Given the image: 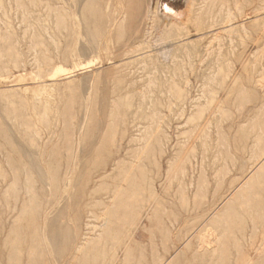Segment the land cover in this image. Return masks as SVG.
<instances>
[{
  "label": "rangeland",
  "instance_id": "374dc122",
  "mask_svg": "<svg viewBox=\"0 0 264 264\" xmlns=\"http://www.w3.org/2000/svg\"><path fill=\"white\" fill-rule=\"evenodd\" d=\"M9 1H7V0H0V24L3 21L5 22V23L3 22L2 25L0 26V60L1 61L4 60L3 61L4 62L3 64H5V66L2 65L1 62H0V66L1 65L4 66V67L7 66L6 69L5 68L0 69V72L3 71L2 73H0L1 74L0 75V153L2 152L0 154V158H1V156H3V159L5 160L4 161L1 158L3 160V161H1V159H0V182H1L0 183V189H1L0 190V194H1L0 195V198H1L0 199V202H1L0 203V245H1V247H0V253H3V254H0V264H9V261H7L6 258H8L7 257L8 256V248H9L10 242L12 241L11 239H13V237H15V240L16 241H17V239H19L21 241L27 242L28 237L27 236L25 237V235H27L25 233L29 231V229H28L29 228V222L26 221V217L27 216L30 217L29 213H31V211H28V209L29 210L30 209L31 210L34 209V208H32L33 204L35 205L34 207H36L37 209L41 205L43 207L45 206L46 208L49 207V208H47L48 210L50 209V211H47V209H45V213L47 212L46 213L47 214V220H44L42 218V221H41V217H40L39 218L40 222H39L38 228H37L38 233L40 235L42 234L41 236L39 235L40 238L41 237L42 238L41 239L39 238L40 241H39L38 244L40 245V248L43 246L41 249L44 248V251L45 252H43V253L46 255L45 256V261H46L47 264H50V263L51 264H55L56 263V262L52 261V258H53V260L54 259L57 260V263L56 264H59V263L61 264V261H62V264H68V262L70 263V260H72V258L70 259V257L73 255V253H75L74 252V249H72L73 248V245H74V247H75V245H77L75 243H79L81 245L84 242V240H85V242H87V241L89 242V243L88 242L87 243H83L82 246H84V247L86 245L91 244V241L93 242V244L91 246L90 245L87 246V248L82 247L80 249V251H81L80 253L82 254V256H81V254L79 252H77V255L79 256V264H81V263L82 264H100L101 261H102V263L104 262L105 264H108V263L109 264H133V263L134 264L135 263L137 264L138 261L141 262V263L139 262L138 264H143V263L145 264L146 262H147V264H152L153 262H154L153 264H155V263L156 264H159L158 257H161L162 255H163V257H162L163 258L162 259L163 262H160V264H164L165 261H166L165 264H172V263L173 264H197V262H198V264H202V263L210 264V262H211V264H230V263L231 264H264V243L261 242L264 239V198H263L264 197V166L262 167V170H260L258 172V174H257L259 176V180L257 181V184L254 187H252L251 184H248V186H244L238 192V194L234 195V197L232 196L233 200L231 198V195L233 194V191H234L233 189H235L236 187H238V185H240L244 181V179L251 172V170L254 167L258 166V163L264 157V97H263L264 96V91H263V89H264V71H263V69H264V27H263L264 26V21H263L264 20V0H221V1H219V0H210V1H206V0L205 1H203V0H193L192 1V3H193L192 7H193V10L195 11V13L199 14V13L202 12V13H208V14H203V16H202V22H201L200 26H197V25H194L193 23H190V24L187 25V28L180 29L178 33H177V30H176V28H177L176 25H177V22L179 23L180 21H176V23H173L171 20H169L165 16H164L165 18L163 17V15H160L159 16V14L161 13L160 12V3H157V2H163L164 1V2L170 3L175 8H181V9H183V8L186 7L185 5H186L187 0H141V3L143 1H145V2H143L141 4L142 6L140 5L141 8L142 7H144V8L141 9V11H142V14L141 15L142 16L140 17V19L138 21L135 22V24H137L136 25V28L134 27L135 26L134 24L131 25L129 23L130 21L128 22V20H129L128 16L127 17H123V15L121 16V12L120 11H122V8H121L122 5L117 0L116 1L115 0H110V1L109 0H101V2L99 3V5H101L100 7H102L103 5L104 6H103V8H100L99 6H97V9L100 8L99 12L101 13V15L103 17L102 18L103 20L97 21L95 19L96 17L95 16L93 17L92 14H91L88 17H89V19L91 18V20H93V23H90L91 20H88V18H85V16L83 18L80 17V19L78 21L79 25H81L82 31L79 32L80 33L79 34V37L76 38V39H78V41L80 39V41H82L81 44L84 43V46L79 43L80 41L79 42L78 41L76 42L75 40H73L72 42H70V45H69V39H67V35H66L67 31L65 30V24L62 25V26L61 25L59 26L57 24V19H56L55 14H60V13L63 14V12H64L63 11V7L65 5L63 3H65L64 2L65 0H55V4L53 3L54 0H9ZM106 1L107 2H110V3L107 4ZM114 1H115V3H117L116 6H115ZM84 2H85V4H87L86 2H89V0H82V3H84ZM94 2H95V4H97L96 1H94ZM234 2L236 3V5H234ZM260 2H263V3H260ZM59 3H60V5H59ZM42 4H43V7H42ZM61 4H63V5H61ZM106 5H108L110 7H107ZM119 5H120V7H117ZM112 6L114 7V9L115 8L116 9L118 8V9L117 10L115 9V11H114V9H113ZM258 6H262L263 8L261 9V7H258ZM36 7H37V9H36ZM38 7L39 8L42 7L43 9L41 8L40 9V12H39V8ZM147 7H150L149 8L148 16H147ZM208 7H209V9H208ZM27 8H28V10H26ZM157 8H158V13L156 12L157 11ZM235 8H238V10L235 9ZM155 9H156V11H155ZM32 10H33V12H32ZM261 10H262V12H261ZM16 12L18 14L14 15ZM41 12H43L45 14L47 13V14L46 15L45 14L43 15V13H41ZM94 12H95V10H94ZM155 12H156V14L154 15ZM217 13H220V14H217ZM27 14H28V16H26ZM105 14H107V15H105ZM259 15H261V16H259ZM16 16H17V18H16ZM108 16H109V19H108ZM51 17L52 18L54 17V18L52 19ZM18 18L19 19L21 18V19L19 20ZM31 18L32 19L34 18V19L31 20ZM209 18H210V21H209ZM107 19L110 22L107 21ZM112 19L117 24L114 23V22L112 23ZM45 20H46V22H44ZM13 22H14V25L16 23L17 26L16 25L14 26L12 24ZM18 22H19V25H18ZM24 22H25L26 26H23L24 25ZM80 22L82 24H80ZM94 22H96V23H94ZM122 22H123V24H122ZM127 22H128V24H127ZM232 22H234L235 24L232 23ZM262 23H263V25H261ZM9 24H12V25H9ZM36 24L38 25V28H36V26H37ZM50 24H52V25L49 26ZM53 24H55V26ZM88 24H89V26H88L89 29H91V25H92V31L87 28V25ZM227 25H229V26H227ZM242 25H243V28L241 27ZM19 26H20V28H19ZM39 26L41 27V29H39ZM46 26H48L49 28L51 27L53 29H51V28L49 29ZM223 26L224 27L226 26V27L224 28ZM21 27H24V28H22V30H21ZM28 27H30V28H28ZM96 27H98V28L96 29ZM126 27H128V28L126 29ZM156 27H157V29H156ZM169 27H171V28H169ZM227 27H231L232 29L227 28ZM218 28L221 29V30L220 29L218 30L219 32L217 31ZM59 29L61 31H58ZM103 29H105V30H103ZM107 29H108L109 32L107 31ZM243 29L245 31H243ZM35 30H37V31H35ZM51 30H52V32H51ZM98 30H102V33H104V32L105 33L103 35H100V34L98 35ZM124 30H127V31H124ZM185 30H189L190 32L185 31ZM232 30H234V31L236 30L235 31L236 33H234V31H232ZM15 31H16V33H15ZM19 31H21V32H19ZM28 31H29V34L31 36H32V33L30 31H32L34 36L29 37ZM34 31H35V34H34ZM88 31L91 32V33H89ZM18 32H19V34H18ZM58 32L60 34H62V35L64 34L63 39H62V35H60ZM61 32H63V33H61ZM92 32H93V34H92ZM110 32H111V34L113 33L112 36H110L111 35ZM243 32H245L246 34L243 33ZM3 33H4V35H3ZM47 33H48V36H47ZM55 33H57L58 35H60V39H59V36L57 34H55ZM201 33H203V34L200 36ZM36 34L39 35L40 38H38L39 36H37ZM87 34H89V37L87 36ZM91 34L93 35V38L91 37L92 36ZM215 34H217V35H215ZM227 34H229L230 36L227 35ZM257 34H258V36H257ZM44 35L47 36V37L45 38ZM51 35H52V39L49 38V36H51ZM80 35H81L82 38H80ZM106 35L107 36L109 35L108 39H107ZM130 35H131L132 38L131 37H128ZM252 35L254 36V38H253ZM86 36L88 37V39H87ZM134 36H136V37H134ZM198 36L200 38H198ZM221 36L222 37L224 36V37L222 38ZM27 37H29V38L27 39ZM53 37H54V39H53ZM55 37H56V39H55ZM111 37H114V38H112L113 40L111 39ZM229 37H230V39H229ZM35 38H38V39H35ZM94 38L96 40H94ZM104 38H106L109 41V43H107L108 41L105 42L104 40H106V39H104ZM181 38H182V40L184 42L181 41ZM196 38H198V39H196ZM216 38H218L217 41H216ZM232 38H234V39L232 40ZM19 39H20V41H19ZM32 39H35L36 41L35 40H32ZM39 39H42L41 40L43 42L42 44H41V41ZM46 39H47V41H46ZM65 39H67V40H65ZM85 39H87V40H85ZM109 39H111V42H110ZM123 39H124V43H122V42L120 43V41L121 40L123 41ZM135 39H137V40H135ZM190 39H191V42H190ZM259 39L261 40V42H260ZM21 40H23L22 41L23 43L21 42ZM31 40H32V43H33V45L31 44L32 46L30 45V43H31L30 41ZM52 40H53V42H52ZM62 40H64V41H62ZM89 40H90V42H89ZM91 40L96 41V42L98 40L99 41L102 40L101 41L102 43L101 42L100 43L97 42L99 44L96 45V46H94V44L96 42H92L93 44H91ZM229 40H230V43L231 44L229 43ZM252 40L254 42H252ZM24 41H25V43H24ZM26 41H27V43H26ZM161 41H163V42H161ZM210 41L211 42L213 41L211 45L209 44ZM44 42H46V44L47 43L48 44L51 43V45H50L51 47L47 44L49 46L48 47ZM54 42L55 43L57 42V44H58V46H55V48L53 47L55 45V44H53ZM74 42H76V44H74ZM115 42L117 44H115ZM175 42H177L178 44L177 43L175 44ZM189 42L192 43L193 45H191ZM216 42H218V45H217ZM257 42H260V45H258L259 43H257ZM10 43H11V45H10ZM172 43L175 44V46L172 45ZM37 44H39V46ZM100 44H101V46H100ZM118 44H119V46H118ZM256 44L260 48H258L256 46ZM45 45H46V47H44ZM75 45H76V47H75ZM33 46L34 47L36 46V48H34ZM68 46L71 48V50L68 51L70 53L67 52V50L69 49ZM93 46H94V48H93ZM112 46H113V48L111 49ZM73 47H75L74 50L76 49L74 51L75 53L72 52L73 51ZM90 47L93 48V51L97 48V50H95L96 53H94V54L91 53V52H93L92 49H88L87 50V48H90ZM245 47H246V50L244 49ZM33 48L35 50H33ZM102 48H104V49H102ZM31 49L34 51V54L32 53L33 51ZM51 49H52L53 52H51ZM177 49H178V51H177ZM218 49H220L221 53L219 51L217 52ZM109 50H110V52H109ZM143 50H145V51L143 52ZM240 50H242V51H240ZM22 51H24V52H22ZM28 51H30V54H28L29 53ZM79 51H81V54L82 55L79 54L80 53ZM205 51H206V54H205ZM255 51H257V52H255ZM55 53H56V57L57 58L59 57V54L60 55L62 54L58 58V61H57V59H55L56 58L54 56ZM141 53H142V55H141ZM143 53H145V54H143ZM51 54L52 55L54 54V55L52 56ZM231 54H232V56H231ZM26 55L27 56L30 55L31 61H27L26 60V59H28V60L30 59L28 57L24 58V56H26ZM50 55L53 57L52 59H51V56ZM68 55H71V56L68 57ZM135 55L138 56V57H136ZM195 55H196V57L193 58ZM114 56H116V57H114ZM121 56H123V57H121ZM125 56H126L127 59H125ZM128 56L129 57L130 56H133V57H130L129 58ZM139 56H141V57H139ZM224 56L226 57L225 58V61H227L229 58H231L234 61H232L231 59H229L231 61V63L229 65H227L229 60L227 62L223 61V63H222L221 60H222V58H224ZM240 56H241V58H239ZM248 56H250V57H248ZM260 56H261V58H260ZM66 57L69 58V59L67 60ZM201 57H202L203 60L202 59L200 60ZM32 58H33V60H32ZM37 58H38V60H37ZM48 58H50L51 60L48 59ZM61 58H62L63 61L61 60ZM121 58H122L123 61L121 60ZM150 58H151V60H150ZM215 58H216V60H215ZM261 59H263V60H261ZM53 60H55V61H53ZM187 60L189 61V63H188ZM192 60H194V62H192ZM25 61H27V62H25ZM30 62L32 64H30ZM51 62H53V63L51 64ZM199 62H200V64L202 63V65H200ZM259 62H261V63H259ZM39 63L40 64H43L44 66L46 65L47 67L45 66V67H42V69H40L41 68L40 66H43V65H40ZM61 63H63V64H61ZM88 63H89V65H88ZM218 63H220V64L218 65ZM254 63H256L257 65L259 64V65L257 66ZM29 64L32 65V66L29 67ZM84 64H85V66H84ZM252 64H254L255 66L254 65L252 66ZM49 65H51L52 67L49 66ZM68 65L71 66V67H69ZM72 65H74V68L75 67H77V68H75V69L72 70V68H73ZM81 65H82V67H81ZM86 65H88V66H86ZM118 65H119V68H118ZM121 65H122L123 68H121ZM195 65H196V67H194ZM78 66H80V68ZM58 67H60L61 69L62 68L63 69H65V68H68V69L71 68V69L70 70H68V69L63 70L62 69L63 75L59 74V72H56L55 73L56 76H55L54 75V71H55L54 69H57ZM83 67L85 68L84 70H83ZM252 67H253V69H252ZM44 68H45V70H44ZM200 69H201V71H199ZM204 69H206V70H204ZM112 70H113V72H112ZM116 70H117V72H116ZM230 70H232V72ZM19 71H21V72H19ZM42 71H45V72H42ZM114 71L116 73L119 72V74H120L121 77L124 75L125 78L123 76L122 79H121V77L119 76V74H112V73H114ZM240 71H241V73H239ZM254 71H255V73H254ZM257 71H259V72L257 73ZM108 72H109V74H107ZM74 73H75V75H73ZM2 74H4L5 77L1 78L3 76ZM6 74H7V76H6ZM71 74H72V76H70ZM102 74H103V76L99 77V75H102ZM106 74L109 75V76H107ZM200 74H202V75L200 76ZM242 74L245 75V76H243ZM50 75L52 77L51 79L48 78V76L50 77ZM95 75H97L98 78ZM114 75H116L115 77H117L118 79L115 78ZM227 75H228V78H226ZM19 76H21L24 79L22 81H18V78L17 77H19ZM118 76L120 77V79H119ZM161 76H163V77H161ZM173 76H175V78ZM251 76H252V78H251ZM256 77L257 78L259 77L262 80L261 79H259V80L258 79H255ZM39 78L41 79V81H40ZM44 78H46L45 81H43ZM195 78L197 80H195ZM110 79L113 82H111ZM123 79L125 80L124 81L125 83L127 81L126 84H128V85H131V84L132 85H135V82L136 81H137V83H136L135 86H132V85L131 86H128V85H125L124 82H122ZM142 79L145 80V82ZM53 80H54V82H53ZM69 80L71 81L70 84H69V82L66 83ZM133 80H135V81L133 82ZM141 80L143 81V83H142ZM208 80H209V82H208ZM226 80H227V82H229V81L230 82L227 83ZM155 81H156V83H155ZM176 81L177 82H180V83L177 84ZM196 81L199 82V83H197ZM217 81H218V84L220 83V85L222 86V88H220L221 86L217 84ZM44 82H45V84H43ZM59 82H61V84ZM119 82L121 84H119ZM41 83H42V87H44L43 88L44 90L40 88ZM52 83H54V84L52 86L50 85V87H53V88H50L49 87V84H52ZM116 83H118V84H116ZM258 83H259V85H262L263 88H261L262 86L260 87L258 85ZM62 84L64 85V87H63ZM67 84H68V86H70L69 89L67 88L68 86H66ZM110 84H112L114 87L111 86ZM242 84L245 87H243ZM44 85H46V86H44ZM107 85H108L109 88L107 87ZM35 86L37 87V89L36 88L34 89ZM105 86H106V88H105ZM142 86L144 88H142ZM195 86H198L199 88L198 87H195ZM202 86L205 89L202 88ZM249 86H250V88H248ZM252 86L254 88H256V89H254L255 91L253 90ZM21 87H23V88H21ZM28 87L31 88V89H29ZM45 87H46V89H48V88H50V89L49 90H46ZM111 87L116 91L117 94L119 93L117 95L119 97H117V96L115 97L116 93H115V95L114 94L112 95V93H114L115 91ZM116 87H118V88L116 89ZM130 87L133 90L129 89ZM177 87H178V89H177ZM24 88L26 89V91H23ZM27 88L29 89L28 91H27ZM58 88H61V90H63V91L62 92L59 91ZM66 88H67V90H66ZM145 88H146V90H145ZM164 88H165V91H164ZM195 88H196V92H195ZM118 89H119V91H118ZM122 89H125L129 93L125 92V90H124L123 93L122 92L120 93V91ZM216 89L218 90V92H216L217 91ZM5 90H6V92H5ZM18 90L19 91L21 90V92H19ZM30 90H32L33 92L30 91ZM157 90H159V91L157 92ZM141 91L143 93H145L144 94V97L142 96L143 94H142ZM185 91H186V93H185ZM262 91H263V93H262ZM14 92H16V93H14ZM153 92L155 93V95H154ZM193 92H195V93H193ZM200 92H201L202 95L205 92L204 93V97L207 99V102H206V99L200 94ZM211 92H213V93H211ZM260 92H261V94H260ZM34 93H36V94H34ZM159 93H161V94L159 95ZM8 94H9V96H8ZM135 94H136V96H134ZM195 94H197V95L195 96ZM212 94H214V95H212ZM112 96H113V98H112ZM128 96H129V99L130 100L128 99ZM131 96L133 97V101H132L133 103L130 102L131 101V98H132ZM155 96L158 97V98L157 99H154V98H156ZM212 96H215L214 97L215 98L214 101H212L213 100V97ZM260 96H262V97L260 98ZM31 97H33L32 98V101L33 102L30 99ZM36 97H38L39 99L36 98ZM57 97H58V100H57ZM142 97H143L144 101H142L143 99L141 100ZM111 98H112L113 101L115 99L116 100L114 102H112ZM253 98H255V99L253 100ZM45 99H46V101H45ZM48 99H50V100H48ZM119 99H120V101H119ZM136 99H138L139 102H137L138 100H136ZM148 99H150L149 100L150 102L148 101ZM199 99H200V101L203 100V101H201V104L199 103L200 102ZM28 100L30 102H28ZM151 100H153L155 103H151V102H153ZM190 100L191 101H194L195 103L194 102H191ZM44 101L47 102V103H50V102L51 103L46 105V103ZM121 101H124L125 102V105L123 104V106H121V104L123 103V102L121 103ZM204 101L206 102V104H205ZM262 101H263V103H262ZM6 102H7V104H6ZM8 102H11V103L9 104ZM13 102L15 103V105H14ZM19 102H21L22 104L19 103ZM103 102L105 103V105H104ZM162 102H164V104ZM197 102L199 103V105L196 104ZM203 102H204V104H203ZM17 103H19V107L17 106L18 105ZM35 103H37V104L35 105ZM38 103L44 104L43 105L44 107L45 106L47 107L48 105H50V106H48L50 108H47L48 109L47 110L46 107H45V110H43L44 109L43 106L41 104H38ZM111 103H114V104H111ZM193 103L195 105H193ZM222 103H224V104H222ZM253 103H255V104L252 105ZM259 103H261V104L258 105ZM26 104H27V106H26ZM110 104L112 105L111 108H109L110 107L109 106ZM136 104H137L138 107L136 106ZM155 104L157 105V107H159V111L162 112V113H160V112L158 113L157 112L158 109L157 110H154V109H156V106H154ZM191 104H192V107L189 110L188 108H190L189 106ZM142 105H144V106H142ZM159 105H161V106H159ZM173 105H174V107H173ZM224 105H226V106H224ZM229 105H230V107H229ZM240 105H241V107H240ZM15 106H16V108H15ZM20 106L22 107L21 109H20ZM30 106H32V107H30ZM34 106H35V109L36 110L33 109ZM125 106H127V108H129V107L130 108L129 109H127V108L125 109ZM148 106L149 107L151 106L153 108L155 107L153 109V111H152V109L150 107V109H151L152 112H150L149 115H148V113H149L150 109H149ZM222 106H223L224 109H221ZM12 107H13V109H11ZM23 107H25V108H23ZM29 107L31 108L30 111H29ZM72 107H75V108L73 109ZM87 107L88 108L89 107H92V108L87 109ZM114 107L116 109H118L117 107H119V109L116 110ZM147 107H148V109H147ZM170 107H172L174 109L171 108V110H169ZM6 108H9L10 111L8 109H6ZM41 108H42V110H41ZM133 108H135V109H133ZM143 108H145V109H143ZM160 108L161 109L162 108H165V111H164V109L161 110ZM181 108H183V110ZM250 108H252V109H250ZM32 109L35 110V111H38V113L39 112L40 113L38 114L37 112H34V111L31 112ZM50 109H51V111H50ZM84 109H85V111H84ZM110 109H113V112L115 111L116 116L113 115L114 113H111ZM120 109H122V110H120ZM139 109H140V111H139ZM199 109H202V110L199 111ZM233 109H234V111H233ZM258 109H259V113H258ZM25 110H26V112H25ZM53 110H55V111L53 112ZM67 110H69V111L67 112ZM70 110H71V112H70ZM79 110H80V112H78ZM119 110H120L121 118H120V116L118 114ZM136 110H137V112H135ZM178 110L179 111L182 110V112H179ZM228 110H231V111H228ZM245 110H247V111H245ZM22 111H23V113H22ZM27 111L30 112V114H28ZM44 111L46 113L48 112L49 113V114L47 113L48 116L51 115L52 119H51V117H48V120L46 121L47 114H45ZM108 111H110V112L107 113ZM116 111H117V113H116ZM122 111L124 113L125 112L126 113L124 114ZM170 111H172L171 113H173L174 115H172L170 113ZM50 112H52V113H50ZM129 112H130V114H129ZM184 112H185V114H184ZM200 112H203V113H200ZM232 112H234V114ZM250 112H251V114H250ZM25 113L28 115L27 117H26V114ZM33 113L34 114L36 113V115L34 116ZM74 113H75V117H74ZM110 113L112 115H110ZM144 113L147 114L148 116L147 115L144 116L145 115ZM163 113L167 117V119L164 118L165 116L163 115ZM168 113H169V115H168ZM8 114L10 116H7ZM14 114H16V117L19 116V119L20 120L18 118H15V115ZM96 114H97V116H96ZM122 114H124V116ZM134 114H136V116H138L137 119H135ZM139 114H141V115L139 116ZM32 115L34 116V118H31ZM39 115H41V116H39ZM65 115H67V116H65ZM156 115L157 116L162 115L161 117H163V118H161L160 116L159 117H155ZM186 115H188V116L186 117ZM256 115H257V117H256ZM13 116H14L15 121H17V119L19 120L18 124L19 123L22 124V125L19 124L21 128L24 129V125L25 124L26 125L29 124V126L31 125V132L30 133L28 132L30 130V127H28V125L27 126L25 125V130H26L25 137L27 138V136H28V138H29L28 140L22 135V134L25 133V132H23L25 130L19 129L20 128V127H18L19 125L17 126V129H16V126H15L16 122L12 119ZM21 116L25 117L24 119H26V121L28 123H25L26 121H23L25 123V124H23L21 122L23 120V119L21 120V118H22ZM61 116H63L64 118L67 117L65 119V121L66 120L67 121L65 122L64 121V118H62V120H61ZM112 116H114L115 118H117V121H116V119H113ZM142 116L144 118H142ZM192 116H193V118H192ZM5 117H6V119H5ZM28 117H30L31 119L28 118ZM38 117L39 118L41 117L40 119H42V120L39 121ZM111 117H112V119H111ZM125 117H126V120L127 121L125 119H123ZM139 117L142 118V119L140 118L141 119L140 121H138L139 120ZM176 117H177V120L174 121V119H176ZM234 117H236V118H234ZM248 117H250V118H248ZM44 118H45V121L47 123L48 122L50 123V127H49V124H48V127L49 128H45V129L43 128V125H44V127H46V122L43 121ZM119 118L122 119V120H125L124 122H127V123L123 124V125H126V127H123L122 123H124V122H121V120ZM153 118H155L156 120L159 118L160 120H157V122H156V120L153 119ZM190 118H192V120ZM252 118H253V120H251ZM55 119H56V123L54 122L53 125L51 126V124H52L51 122L55 121ZM84 119H85V123H84ZM90 119H91V121H90ZM109 119H111L112 122H115V121L117 122V124H116L117 127L114 125L115 127H113V129L110 130L111 132L109 131L110 128L107 131L105 130V128L107 129L106 126L108 125V123H107L108 121L106 122V120H109ZM118 119L120 120V123L121 124L118 123V121H119ZM146 119H148L147 120L148 122L146 121ZM200 119H201V122H200ZM241 119L242 120H245V122L242 121ZM5 120H7V121H5ZM33 120H34V122L32 123ZM36 120H38L37 122L39 124L36 123ZM68 120L70 122H68ZM72 120L75 123H77V124H74V122ZM132 120H133V122H132ZM143 120H144V122H142ZM153 120H155V121L153 122ZM193 120L196 123H199V122L200 123L199 124H196L194 122L195 123V125H194V124H192L193 123ZM228 120H230V121L228 122ZM42 121H43V123L45 122V124H41L40 125V122L42 123ZM136 121H138V122L135 123ZM162 121H163V123H162ZM186 121H188V122H186ZM181 122H183V123H181ZM243 122H244V125H242ZM82 123H83V128H81V130H80V126H81ZM147 123H149L148 126L146 125ZM166 123H168V126L165 125ZM32 124H33V126H32ZM152 124L155 127L153 126V128H152ZM183 124H184V126H183ZM185 124H187V125H185ZM221 124H222V126H221ZM10 125H12V126H10ZM34 125H36V126L34 127ZM38 125H40V126H38ZM73 125H74V127H72ZM75 125H76V127H75ZM87 125H88V129L90 128L89 130L86 127ZM143 125H146V126H143ZM161 125H162V127H161ZM177 125H179V126L177 127ZM55 126H56V128H55ZM60 126H61V128H60ZM127 126H129V127H127ZM191 126H193V127H191ZM208 126L210 127V129H208ZM5 127H7V128H5ZM40 127H42V128H40ZM53 127L55 129L54 132L56 131L55 133H52L53 132V130H52ZM150 127H151L152 130L150 129ZM223 127H224V129H223ZM38 128L40 129L39 131H38ZM64 128L67 131V134H65ZM154 128H155V131L152 132L153 133L152 134L151 131H153ZM162 128H163L164 131L162 130ZM175 128H176V131H175ZM114 129L116 131H114ZM202 129H203V131H202ZM13 130H14V132H13ZM18 130H21V133H19ZM33 130H35V132L37 133L36 136H35L36 133ZM44 130L47 133L44 132ZM51 130H52V132H51ZM87 130L89 132H86ZM258 130H259V132H258ZM63 131H64V134H63ZM103 131H104V133H103ZM121 131H125L126 132V134H125V132H123L125 136L122 135V134H120ZM165 131L169 135H167ZM27 132L29 133V135L27 134ZM58 132H60V133H58ZM105 132L109 133V135L107 133L105 134ZM116 132L118 134H116ZM203 132H205V133H203ZM229 132H230V136H229ZM16 133L21 134V136L19 137V135L18 134L16 135ZM31 133L34 135V137L33 136L31 137L32 140L29 137ZM195 133H196V135H195ZM211 133L213 134V136L211 135ZM226 133H228V135ZM234 133H236V134H234ZM59 134H61V136ZM70 134H71V136H70ZM102 134L103 135L105 134L106 136L108 135L107 136L108 138L110 137L107 140V143L108 144L105 146V148L100 149V151L102 152V154H101L100 151H96V152H99V153H97V160L96 159H92L94 157L93 155H95L94 158H96V154H95L96 152H93L92 153V151H94V149L95 150L96 149L99 150V147H96V145L97 146L99 145V142L102 139L101 136L103 137ZM114 134H116V135H114ZM130 134H132L134 137L133 136H130ZM147 134H152V135L149 136ZM154 134L156 136H154ZM57 135H59V136H57ZM121 135L124 136V137H121ZM138 135L139 136L142 135V136L139 137ZM40 136L42 138H40ZM64 136H66V137H64ZM72 136H73V138H72ZM193 136H195V137L193 138ZM208 136H209V138H208ZM59 137H60L61 140L59 139ZM78 137H79V139H78ZM141 137H143V138H141ZM9 138H11L12 140L9 139ZM33 138H35L36 140L33 139ZM50 138H52V139H50ZM112 138H113V140H112ZM228 138H229V141H228ZM22 139L24 141L27 140V144H26V142L21 141ZM115 139H116V141H115ZM149 139H150V141H149ZM160 139H161V142H160ZM174 139H175V141H174ZM33 140H34V143H32ZM48 140H50L49 143H47ZM97 140H99L98 144H97ZM127 140H128V142H126ZM132 140H134V142H132ZM178 140H180L179 141L180 143H178ZM184 140H185V142H184ZM235 140H237L238 143ZM247 140H249V141H247ZM13 141H15V142H13ZM42 141H44V142H42ZM69 141H71L70 142L71 144H69ZM111 141H115L114 143H116L117 146L114 143H112ZM166 141H168V142L165 144L164 142H166ZM250 141L252 143H250ZM57 142L59 144L61 142V144L59 145V144H57ZM73 142H74V144H73ZM139 142H141V144ZM152 142H154L153 145H156V147L154 146V148H152L153 147V145H151ZM162 142H163V145L164 146L162 144H160ZM16 143H17V146H15ZM185 143H186V145H185ZM235 143H236V145L237 144L238 145L236 146ZM242 143H243V145H242ZM111 144H114L116 147L113 146V145H111ZM135 144H136V146H135ZM137 144H140V145L138 146ZM232 144L234 145V147L237 149L238 152L235 150V148L233 147ZM240 144L242 146H239ZM34 145H35L36 148L34 147ZM141 145L142 146L144 145V146L141 147ZM196 145H197V147H196ZM32 146L34 147V149H32ZM110 146L111 147L113 146L115 148L114 149L111 148V150H110ZM139 147L142 148V149H140ZM185 147H187V149H185ZM6 148H7V150H6ZM53 148H55V151H52ZM69 148H70V150L72 149L70 152L68 151ZM128 148L130 150H136V151H132V153L135 152V154L134 155H132V154L130 155L131 152H129L130 150H128ZM156 148H157V150H156ZM196 148H199V149H196ZM212 148H214L215 150L212 149ZM8 149H9V151H8ZM17 149H18V151H17ZM30 149H32L34 151H32ZM62 149H65V150L67 149V152L70 155L66 154L67 152L64 151V150H62ZM106 149H108V150H106ZM36 150H38L37 152H39V151L40 152L37 153ZM155 150H156V152L153 153V151H155ZM162 150H163L164 153L162 152ZM7 151L9 153H7ZM49 151H50V153H49L50 155L47 153ZM147 151H149L150 153H152L151 156L149 155L150 154L149 152L146 153ZM157 151H158V154H157ZM196 151H197V153H196ZM249 151H250V153H249ZM3 152H4V154H3ZM106 152H107V154H106ZM198 152H199V155H198ZM242 152L244 154H240ZM20 153H22V154H20ZM116 153H117V155H115ZM173 153L175 154V156H173L174 155ZM262 153H263V155H262ZM29 154H31V155H29ZM46 154H48L49 156L46 155ZM52 155H53V157H52ZM90 155H92V158H91V160H93L92 161V164H91V162H90L91 160L89 158ZM105 155L107 157L108 156H110V157L112 156V157L110 159V157L107 158ZM128 155H130V156H128ZM142 155H143V157H142ZM197 155H198V158L200 157L199 159H197ZM261 155H262V157H261ZM26 156H27L28 159L26 158ZM136 156H137L138 161L136 159ZM152 156L154 157V159L158 157L157 160L156 159L155 160L152 159L153 158ZM180 156H182V159H181ZM194 156H195V158H194ZM202 156H203V159H202ZM206 156H208V157L210 156V157L208 158ZM232 156L235 157L236 159H234ZM69 157H70V159H69ZM144 157L146 159L143 160ZM188 157H189V159H188ZM220 157H221V160H220ZM247 157H250L251 159H249ZM37 158H39V161H38L39 164L37 163V160H36ZM86 158L88 160H86ZM204 158H205V160H204ZM24 159L26 160V163L25 164H23L25 162V161H23ZM68 159H69V161H68ZM207 159H209V161H207ZM245 159L248 160V162L245 161ZM43 160H45V161L42 162ZM107 160H108V162H107ZM115 160H117L119 162L117 163V161H115ZM132 160H133V162H132ZM219 160H220V162H219ZM6 161H7V163H5ZM11 161H12V163H11ZM105 162H106V166L104 165ZM145 162H147V165H146ZM174 162L177 165L174 166V164H175ZM134 163H136V164H134ZM28 164H29V166H28ZM43 164L46 165V169L48 171H50V173H51V170H53L52 173L49 175V177L47 176V177L44 178V183L43 184L44 185H47L48 184L47 187H45L43 184H41L40 182H38L39 181V179H38L39 177L37 175V172L40 170L39 168H41V167H44L45 168V166ZM65 164H67L66 168H65ZM114 164H116V165H114ZM126 164H127V167H126ZM138 164H139V166L140 165L141 166L139 167ZM193 164H194L195 167L192 166ZM205 164H207L209 166L208 169H207V166ZM14 165H16V166H14ZM102 165H104V167ZM120 165H122V167ZM203 165H205V166H203ZM38 166H39V168H37ZM74 166L76 167V169H74V172L75 173H73V176H71L72 181H70V184L67 187V189H63L62 188L63 182H64V180H66L67 178H69L71 168L74 167ZM91 166L92 167H96V168H92L93 170L92 169L90 170L89 168H91ZM98 166L100 168H102V170ZM248 166L250 167V169H248L249 168ZM23 167L26 168V171H24L25 169ZM27 167H28L29 170L27 169ZM133 167L135 168V170H133L134 169ZM159 167H160V169H159ZM171 167L175 169L174 170L175 172L173 171V169H172V171H169V170H171ZM175 167H177V168H175ZM185 167H186V169H185ZM230 167L231 168L233 167V168L231 169ZM53 168L56 169V170H54ZM115 168L118 169V170H116ZM119 168H122V169L124 168V169L122 170V169H119ZM189 168H191V169H189ZM210 168H212V169H210ZM139 169H141V170L139 171ZM193 169H195V171L198 172V174L196 172L194 173ZM100 170L103 171V173L105 175L104 174L102 175V172ZM207 170H208V172H207ZM210 170H213V171H210ZM229 170H230V172H229ZM99 171H100V173H98ZM164 171H165V174H163ZM54 173H55V176H57V173H58V176H57V178H59L58 179V182H59V180H61L59 182V185H58V183H56V185H55L54 184V181L51 179V177H52L51 175L54 174ZM80 173L83 174V176H85V175H87L89 173V176L87 175V177H85L84 179H81V181H80V179H78ZM94 173H96V174H94ZM110 173H111L112 177L115 175V177H113L112 180H111ZM149 173L150 174L152 173V174L150 175ZM158 173H159V175H158ZM172 173H173V175H172ZM186 173H187V175H186ZM211 173H213V174H211ZM59 174H61V176ZM99 174L101 176H98ZM230 174L232 176H230ZM94 175L95 176L97 175L98 177L95 178ZM106 175H110L109 176L110 179ZM132 175H133V177H131ZM178 175H179V177H178ZM11 176H12V178H11ZM31 176H32V179H31ZM35 176H36V178H35ZM169 176H170V178H168ZM18 177L20 179H18ZM88 177H90L91 180ZM118 177H119V180H118ZM209 177H211V178H209ZM86 178L89 179V180H87ZM130 178H133L134 179L135 185L133 187H135V188H132V186L130 184V180H129ZM151 178H153V180H151ZM178 178H179V180H177ZM185 178H186V181L183 180ZM225 178H227V179H225ZM37 179H38V181H37ZM48 179L51 180V182ZM171 179H173V181H172L173 184H171ZM33 180H35V181H33ZM82 180H83V182H82ZM84 180L85 181L87 180L88 183H86L87 181L84 182ZM116 180H118L117 182H119V183H117V182L115 183V185L117 187L112 184ZM139 180H140V182H139ZM155 180H157V181H155ZM175 180L178 182L177 185H176V181ZM190 180L192 182H190ZM226 180H227V182H226ZM255 180H257V179H255ZM46 181H47V183H46ZM95 181H97V182H95ZM103 181L105 183L108 182V184L107 183L106 184L103 183ZM127 181H129V182L127 183ZM164 181H165V184H164ZM168 181H169V183H168ZM214 181H216V182H214ZM218 181H219V183H218ZM52 182H53V184H52ZM110 182H112V183L109 184ZM186 182H187V184L189 183L187 185L188 187H189V185L191 186V188L189 187L190 189L186 186ZM213 182L215 183V185H214ZM19 183H20V185H19ZM92 183H93V185H92ZM222 183H224L225 186ZM35 184L37 186H35ZM40 184H41V186H40ZM123 184L125 186H128V187H124ZM50 185H51V188H50ZM77 185H78L79 188L78 187L76 188ZM91 185H92L93 188H91ZM102 185L104 186V189L103 190L102 189L100 190L98 187H101L102 188ZM170 185H171V187H170ZM19 186H21V188ZM53 186H54V189L56 191L51 190V189H53ZM185 186H186V188H185ZM7 187H8V189H7ZM30 187H31V189H30ZM39 187L42 188V189H40ZM84 187H86V188H84ZM183 187H184V189H182ZM206 187H208L209 189L208 188L206 189ZM32 188H34L35 190L32 189ZM125 188H126V191H125ZM131 188H132V190H131ZM140 188H141V190H140ZM43 189L45 191H43ZM76 189H78V190L81 189V192H80V190H79V192L78 191H75L74 192V190H76ZM127 189H128L129 192L127 191ZM135 189H137V190H135ZM147 189L150 190L149 193H148L149 190L147 191ZM188 189H189V191H188ZM6 190H7L8 194L6 193ZM97 190H99L100 192L97 191ZM35 191H36V193H35ZM87 191H88L89 194H87ZM117 191H118V193H117ZM183 191L185 192V194L183 193ZM202 191L204 193H202ZM244 191H246V192H244ZM32 192H34L35 195H38L39 196V197L37 196L36 199L33 200L34 203L31 200V196H33V194H34ZM39 192H40V195H39ZM61 192H62V194H60ZM109 192L111 193V195L109 194ZM219 192H221V193L219 194ZM83 193L84 194H87L88 196L85 197V195H83ZM99 193H100V195H99ZM116 193H117V196H113ZM154 193H155V195H154ZM175 193L177 194V196H176ZM206 193L207 194L209 193V194L207 195ZM259 193H260V195H259ZM122 194H123V196H122ZM132 194H134V195H132ZM174 194H175V196L177 198L174 196ZM202 194H204L203 195L204 197L201 196ZM92 195L94 196V198H93ZM96 195H99L100 197L99 196L97 197ZM172 195H173L174 198L172 197ZM220 195H221V197H220ZM8 196H9V198H8ZM78 196H79L80 199L78 198ZM120 196H122V197H120ZM154 196L155 197L157 196V197L154 198ZM195 196L197 198H195ZM205 196H207V197H205ZM49 197H52V198H49ZM147 197H148V199L146 200ZM149 197H151V198H149ZM166 197H169V198H166ZM183 197H184V199H183ZM23 198H24V200H23ZM41 198H42V201H41ZM43 198H45V199H43ZM91 198H93V200ZM129 198H135L136 200L139 199L137 205L135 204L133 210L128 209L127 207H125V204L122 205V204L119 203V200H121V199L122 200L123 199H129ZM172 198L173 199L176 198V199L173 200ZM25 199H26V202L27 203H31V204H27L26 205ZM203 199H204V201H202ZM48 200H49V203H48ZM67 200H69V201H67ZM103 200H104V202H103ZM153 200H156V202L153 201ZM71 201H72V203H71ZM77 201H79V204H77L78 203ZM83 201H85L86 204ZM90 201H92V204L94 203L93 206H92V204H91ZM178 201H180V204H179ZM196 201H198V202H196ZM225 201L230 202L229 208L226 209V210L225 209H221L222 208L221 205ZM87 202H90V204L87 203ZM183 202H184L185 207L183 206ZM233 202H235L236 204H233ZM24 203H25V206L26 207L24 206ZM56 203H58V204H56ZM82 203H84L85 205H83ZM104 203H105V205H104ZM165 203H166L167 206L165 205ZM215 203H216V205H215ZM244 203L246 204V206H244ZM1 204H3V205L1 206ZM70 204H71V206H70ZM59 205H61V206H59ZM234 205H235V208H234ZM42 206L38 209L39 211H40V209L42 211ZM54 206L55 207L57 206V207L54 208ZM68 206H70V208ZM74 206H75V208H74ZM91 206H92L93 209L91 208ZM95 206H97V207H95ZM106 206H108L107 209H105ZM194 206H196V207H194ZM16 207H17V209H16ZM52 207H53V209H52ZM87 207H90L91 209H89ZM98 207L99 208H102V209L99 210ZM179 207H180V209H179ZM23 208H25V209H23ZM81 208H83V210ZM22 209L25 210L24 213L21 212V211H23ZM71 209H72V211H71ZM121 209H123V210H121ZM165 209H167V210H165ZM211 209L212 210L214 209V210L212 211ZM56 210L59 211V212H57ZM77 210H78V212H77ZM120 210L121 211H126L127 214H126V218L125 219H129V223H124V220L123 219L121 220L122 216L120 215ZM176 210H178V211L175 212ZM209 210H211V211L209 212ZM236 210H238V212ZM15 211H18V213H16ZM67 211H69V212H67ZM91 211L92 212L96 211V212H94V214L95 213L96 214L95 215L93 214V216H96L97 215L96 217H94V219H95L94 221L92 220V217L90 216V214H87V213H90ZM101 211H102V213L104 215L102 213H100ZM183 211H185V212H183ZM251 211H252V213H251ZM73 212H75V213H73ZM107 212H108V215H107ZM111 212H112V214H111ZM173 212H175V213H173ZM206 212H208V213H206ZM76 213L79 214V216ZM99 213H100V215H98ZM114 213H115V215H113ZM179 213H182V214L180 215ZM203 213H205L204 214L205 216L202 215ZM213 213H214V215H213ZM25 214H26V216H25ZM48 214L50 216H48ZM56 214H57V216H56ZM174 214H176V216ZM240 214H242L243 217ZM22 215L24 216V218H22ZM74 215H76V216H74ZM196 215L197 216L201 215L203 217L200 216V218H199V217H196ZM1 216H3V217H1ZM177 216L179 218L180 217L181 218L179 219ZM191 217L192 218L195 217V218H199V219H195V218L192 219ZM1 218L3 220H1ZM20 218H21V220H19ZM89 218L91 220H89ZM102 218L104 220H102ZM177 218H178V220H177ZM76 219H78L79 221L78 222H75V221H77ZM204 219H206V220H204ZM96 220L98 221V225L96 224L97 223ZM191 220H193V221H191ZM4 221H5V223H4ZM44 221H46V222H44ZM172 221H173V224H172ZM196 221L199 222V223H197ZM24 222L26 223L25 225H24ZM42 222H44V223H42ZM183 222L184 223L190 222V223H188L189 226H188V224H184V225H187L188 230H187V228H185L186 226L183 225ZM193 222H195V223H193ZM246 222H248V223L246 224ZM53 223H54V225H53ZM70 223L72 225L74 223H76V224L72 226ZM203 223H206V224L203 225ZM252 223H254V224H252ZM42 224H45V225L42 226ZM80 224H82V225H80ZM190 224H191V226H190ZM90 225H93L94 227L93 226H90ZM124 225L126 227H124ZM221 225L224 228L222 227V229L220 228L221 230H219V227ZM4 226L7 227V228H5ZM81 226H83V227H81ZM85 226H86V228H85ZM96 226H97V228H96ZM103 226H104V228L107 227L108 230L103 228L104 229V231H103V229H102ZM119 226H121L122 229ZM78 227L79 228L81 227L80 229L82 231ZM170 227H173V228H170ZM227 227H229V228L227 229ZM41 228H43V229L41 230ZM49 228H50V230H48ZM68 228H70V229H68ZM98 228H99V230H98ZM114 228H115V230H114ZM55 229H56V231H55ZM172 229H173V231H172ZM247 229H249L250 232L247 231ZM105 230H107V231H105ZM195 230L197 231L198 234L197 233H194V232H196ZM40 231L42 233H40ZM84 231H87L89 234L87 232H85V234H84ZM101 231H103L104 234ZM109 231H110V233H109ZM185 231H187L186 234H184ZM244 231L247 232V233H245ZM116 232H119V233H116ZM255 232H256V234H255ZM54 233H55V236L57 235L56 236L57 238H54ZM73 233L77 237V238L75 237L76 239L74 238V234ZM108 233L110 235H108ZM18 234L19 235L21 234V236H18ZM101 234H103V235H101ZM118 234H120V235H118ZM178 234H180V235H178ZM182 234L184 236H182ZM253 234H255V235H253ZM80 235H82L83 237L81 236L82 238H80ZM100 235H101L102 239H101ZM16 236H18V237H16ZM84 236H86V237H84ZM118 236H120V237H118ZM194 236H196V237H194ZM110 237L111 238L113 237V239H111L112 242H110L111 240H109ZM117 237H118V239H117ZM216 237H218V238H216ZM6 238L8 239V241H6ZM25 238H26V240H25ZM85 238H87V239H85ZM88 239H90V241ZM92 239L93 240L95 239V240L93 241ZM180 239L183 240V241H180ZM43 240L44 241L46 240V241L42 245V244H40V242H42ZM97 240L100 241V242H98ZM106 240H107V242H105ZM116 240H117V243L119 242V245L116 243ZM174 240H176V241H174ZM121 241H123V242H121ZM160 242H161V245H160ZM169 242L171 244H169ZM176 242L177 243H180V244H177ZM243 242L245 244H241ZM63 243H66L67 244L68 249H67L66 253H64L63 255H61V254H59L57 252H58L59 246H61V244H63ZM109 243L111 244L110 246L108 245ZM46 244H47V247H46ZM115 244H117L118 247ZM136 244H137V247H136ZM93 245H95V246H93ZM106 245H108L107 246L108 248H106ZM113 245H114L115 250H114V248H112ZM147 245H148V247H147ZM163 245H166V246H163ZM20 246H21V249H23V248H26L27 249L28 248L27 246H25V244H22ZM157 246H158V248H157ZM159 246H162V250H161V247H159ZM45 247H46V249H45ZM98 247L99 248H105V251L103 252L102 251L103 249H101L100 250L101 253L100 252H97L98 257H96L97 254H94V253L98 250ZM127 247H128V249H127ZM135 247H136V250H135ZM196 247H198V248H196ZM227 247H229V249H227ZM6 248H7V254H6ZM165 248H166V251H165ZM185 248L186 249L188 248V250H186ZM84 249L85 250L86 249L89 250V251L86 250L87 253H88V255L90 253H92V255L88 257L87 253L85 252L86 254H84L85 255L84 258H86V259L83 260L82 258H83ZM95 249H97V250H95ZM106 249L107 250L109 249V252ZM110 249L112 250L111 253H110V251H111ZM116 249H117V251H116ZM169 249H171V250H169ZM2 250H3V252H2ZM23 250H21L23 252V254L21 256V261L22 262H24L27 259L25 257V255H24L25 254V249H23ZM92 250H94L95 252L92 251ZM140 250H141V252H140ZM142 250L143 251L145 250V252H144L145 254L143 253ZM207 250H208V252H209L210 255L208 254ZM230 250H232L233 252L232 251L229 252ZM152 251H154V252H152ZM178 251H179V253H178ZM135 252H137V254H135ZM161 252H163L164 254L161 253ZM167 252H168V254H167ZM187 252H189V253L187 254ZM191 252H192V254L189 255ZM215 252H216L217 255H215ZM103 253H106L105 254V257L107 256L106 258L103 257L104 256ZM107 253L110 254V255H107ZM231 253H233V255ZM49 255H51V256H49ZM133 255H134V257H133ZM144 255L146 257L148 256L149 259H148V257L146 259V257ZM170 255H172V257ZM213 255H215V256H213ZM226 255H228L227 258H225ZM193 256H195V259L193 258ZM212 256H213V259H212ZM49 257H50L51 260L48 259ZM64 257H66V258L64 259ZM125 257L126 258L128 257V258L126 259ZM198 257H200V258H198ZM24 258H25V260H24ZM110 258L112 260H110ZM130 258L131 259L134 258V259L130 260ZM174 258L177 261L176 260L173 261ZM208 258H209V261H206V260H208ZM5 259H6V262H5ZM80 259L82 261H80ZM88 259H90V260L92 259L91 262H94V261L95 262L94 263H91V262L89 263L88 261H90V260H88ZM171 259H173V260H171ZM191 259H192V261H191ZM229 259H230V262H229ZM121 260H122V263H121ZM134 260H135V262H133ZM144 260H145V262H144ZM210 260H214V261H210ZM127 261H129V262H127ZM130 261H132V263H130ZM190 261H191V263H190ZM255 261H256V263H255ZM71 263H72V261H71Z\"/></svg>",
  "mask_w": 264,
  "mask_h": 264
},
{
  "label": "bare ground",
  "instance_id": "6f19581e",
  "mask_svg": "<svg viewBox=\"0 0 264 264\" xmlns=\"http://www.w3.org/2000/svg\"><path fill=\"white\" fill-rule=\"evenodd\" d=\"M7 1H9V0H7ZM94 1H96L97 4H95ZM109 1H110V0H109ZM115 1H116V0H115ZM115 1H114V3H115ZM117 1L122 5V7H121V8H122V11H120V12H121V16H122V15H123V17H127V16H128V18H129V20L127 19L128 22L130 21L129 23H130L131 25L134 24V25H135L134 27L136 28V25H137V24H135V22L138 21V20L140 19V17L142 16V15H141V14H142L141 9L144 8V7L141 8L140 5H141L143 2H145V1H143L142 3H141V0H117ZM192 1H193V0H187L186 5H185L186 7L183 8V9H181V8H175V7H174L173 5H171L170 3H167V2H164V1H163V2H157V3H160V12H161V13L159 12V13H160L159 16H160V15H163V17L165 16L166 18H168L169 20H171L173 23H176V21H180L179 23L177 22V25L175 24L176 27H177V28H176L177 33L179 32L180 29L187 28V25L190 24V23H193L194 25L200 26V24H201V22H202V16H203V14H208V13H202V12L199 13V14L195 13V11L193 10V7H192V5H193ZM203 1H205V0H203ZM206 1H210V0H206ZM219 1H221V0H219ZM9 2H10V1H9ZM40 2H41V1H40ZM50 2H51V1H50ZM52 2H53V1H52ZM64 2H65V3L62 2L63 4H65L64 7L62 6V7H63V11H64L63 14H61V13H60V14H55V16H56V19H57V24H58L59 26H60V25L62 26V25L65 24V30L67 31L66 35H67V39H69V45H70V42H72L73 40H75L76 42L78 41V39H76V38L79 37V34H80L79 32L82 31L81 25H79V23H78L80 17L83 18V17L85 16V18H88V20H91V18L89 19L88 16H90V15L92 14L93 17H94V16L96 17L95 19H96L97 21L103 20V19H102L103 17H102V15H101V13L99 12V10H100V8H103L104 5H103L102 7H100L101 5H99V3L101 2V0H89V2H86L87 4H85V2L82 3V0H65ZM106 2H107V1H106ZM42 3H43V2H42ZM53 3L55 4V0H54ZM60 3H61V2H60ZM60 3H59V5H60ZM108 3H110V2H107V4H108ZM119 3H118V4H119ZM148 3H149V2H148ZM260 3H263V2H260ZM23 4H24V3H23ZM26 4H27V3H26ZM63 4H61V5H63ZM200 4H201V3H200ZM24 5H25V4H24ZM27 5H28V4H27ZM33 5H34V4H33ZM109 5H110V4H109ZM116 5H117V3H115V6H116ZM201 5H202V4H201ZM234 5H236L235 2H234ZM12 6H13V5H12ZM12 6H11V7H12ZM39 6H40V5H39ZM48 6H49V5H48ZM55 6H56V5H55ZM97 6H99L100 8L97 9ZM106 6H107V7H110L111 5H110V6L106 5ZM141 6H142V5H141ZM148 6H149V5H148ZM214 6H215V5H214ZM219 6H220V5H219ZM238 6H239V5H238ZM9 7H10V6H9ZM42 7H43V4H42ZM42 7H41V8H42ZM112 7H113V6H112ZM117 7H120V5L117 6ZM222 7H223V6H222ZM258 7H261V9L263 8L262 6H258ZM24 8H25V7H24ZM29 8H30V7H29ZM38 8H39V7H38ZM41 8H39V12H40V9H41ZM149 8H150V7H147V16H148V13H149ZM201 8H202V7H201ZM36 9H37V7H36ZM42 9H43V8H42ZM113 9H114V7H113ZM115 9H116V8H115ZM115 9H114V11H115ZM117 9H118V8H117ZM117 9H116V10H117ZM208 9H209V7H208ZM208 9H207V10H208ZM235 9L238 10V8H235ZM26 10H28V8H27ZM45 10H46V9H45ZM94 10H95V12H94ZM119 10H120V9H119ZM221 10H222V9H221ZM35 11H36V10H35ZM107 11H108V10H107ZM155 11H156V9H155ZM193 11H194V12H193ZM8 12H9V11H8ZM27 12H28V11H27ZM27 12H26V13H27ZM29 12H30V11H29ZM32 12H33V10H32ZM46 12H47V11H46ZM105 12H106V11H105ZM156 12L158 13V8H157V11H156ZM156 12L154 13V15L156 14ZM196 12H197V11H196ZM221 12H222V11H221ZM223 12H224V11H223ZM237 12H238V11H237ZM261 12H262V10H261ZM24 13H25V12H24ZM37 13H38V12H37ZM41 13H43V12H41ZM41 13H40V14H41ZM117 13H118V12H117ZM227 13H228V12H227ZM257 13H258V12H257ZM16 14H18V13L16 12L14 15H16ZM19 14H20V13H19ZM44 14H45V13H43V15H44ZM46 14H47V13H46ZM46 14H45V15H46ZM110 14H111V13H110ZM217 14H220V13H217ZM14 15H13V16H14ZM105 15H107V14H105ZM226 15H227V14H226ZM2 16H3V15H2ZM26 16H28V14H27ZM49 16H50V15H49ZM51 16H52V15H51ZM116 16H117V15H116ZM157 16H158V15H157ZM211 16H212V15H211ZM227 16H228V15H227ZM259 16H261V15H259ZM14 17H15V16H14ZM14 17H13V18H14ZM24 17H25V16H24ZM42 17H43V16H42ZM105 17H106V16H105ZM123 17H122V18H123ZM165 17H164V18H165ZM254 17H255V16H254ZM16 18H17V16H16ZM25 18H26V17H25ZM48 18H49V17H48ZM51 18H52V17H51ZM51 18H50V19H51ZM53 18H54V17H53ZM53 18H52V19H53ZM110 18H111V17H110ZM113 18H114V17H113ZM146 18H147V17H146ZM1 19H2V18H1ZM18 19H19V18H18ZM20 19H21V18H20ZM20 19H19V20H20ZM26 19H27V18H26ZM33 19H34V18H33ZM33 19L31 18V20H33ZM56 19H55V20H56ZM104 19H105V18H104ZM108 19H109V16H108ZM108 19H107V21H109ZM118 19H119V18H118ZM15 20H16V19H15ZM43 20H44V19H43ZM85 20H86V19H85ZM123 20H124V19H123ZM123 20H122V21H123ZM217 20H218V19H217ZM107 21H106V22H107ZM209 21H210V18H209ZM213 21H214V20H213ZM263 21H264V20H263ZM3 22H4V21H3ZM3 22H2V23H3ZM33 22H34V21H33ZM37 22H38V21H37ZM41 22H42V21H41ZM44 22H46V20H45ZM44 22H43V23H44ZM49 22H50V21H49ZM85 22H86V21H85ZM109 22H110V21H109ZM113 22L116 23V22L113 21V19H112V23H113ZM117 22H118V21H117ZM128 22H127V24H128ZM168 22H169V21H168ZM227 22H228V21H227ZM238 22H239V21H238ZM238 22H237V23H238ZM240 22H241V21H240ZM2 23L0 24V26L2 25ZM4 23H5V22H4ZM27 23H28V22H27ZM29 23H30V22H29ZM39 23H40V22H39ZM43 23H42V24H43ZM86 23H87V22H86ZM86 23H85V24H86ZM90 23H93V20H91ZM90 23H89V24H90ZM94 23H96V22H94ZM149 23H150V22H149ZM229 23H230V22H229ZM232 23H234V22H232ZM256 23H257V22H256ZM12 24L14 25V22H13ZM12 24H9V25H12ZM22 24H23V23H22ZM80 24H82V23L80 22ZM89 24L87 25V28H88V29H89V27H88ZM108 24H109V23H108ZM116 24H117V23H116ZM122 24H123V22H122ZM178 24H179V25H178ZM214 24H215V23H214ZM234 24H235V23H234ZM15 25L17 26L16 23H15ZM15 25H14V26H15ZM18 25H19V22H18ZM34 25H35V24H34ZM36 25H37V24H36ZM51 25H52V24H50L49 26H51ZM53 25L55 26V24H53ZM231 25H232V24H231ZM252 25H253V24H252ZM257 25H258V24H257ZM261 25H263V23H262ZM261 25H260V26H261ZM3 26H4V25H3ZM23 26H26L25 22H24V25H23ZM82 26H83V25H82ZM95 26H96V25H95ZM126 26H127V25H126ZM147 26H148V25H147ZM227 26H229V25H227ZM33 27H34V26H33ZM46 27H48V26H46ZM52 27H53V26H52ZM167 27H168V26H167ZM223 27H224V26H223ZM223 27H222V28H223ZM225 27H226V26H225ZM225 27H224V28H225ZM241 27L243 28V25H242ZM263 27H264V26H263ZM19 28H20V26H19ZM22 28H24V27H21V30H22ZM28 28H30V27H28ZM28 28H27V29H28ZM36 28H38V25L36 26ZM44 28H45V27H44ZM48 28H49V27H48ZM50 28H51V27H50ZM50 28H49V29H50ZM58 28H59V27H58ZM97 28H98V27H96V29H97ZM111 28H112V27H111ZM127 28H128V27H126V29H127ZM169 28H171V27H169ZM227 28L232 29L231 27H227ZM1 29H2V28H1ZM4 29H5V28H4ZM4 29H3V30H4ZM31 29H32V28H31ZM39 29H41L40 26H39ZM51 29H53V28H51ZM88 29H87V30H88ZM132 29H133V28H132ZM156 29H157V27H156ZM172 29H173V28H172ZM219 29H220V28H218L217 31H218ZM3 30H2V31H3ZM6 30H7V29H6ZM19 30H20V29H19ZM32 30H33V29H32ZM46 30H47V29H46ZM87 30H86V31H87ZM89 30L92 31V25H91V29H89ZM103 30H105V29H103ZM122 30H123V29H122ZM148 30H149V29H148ZM163 30H164V29H163ZM191 30H192V29H191ZM208 30H209V29H208ZM220 30H221V29H220ZM237 30H238V29H237ZM239 30H240V29H239ZM2 31H1V32H2ZM17 31H18V30H17ZM35 31H37V30H35ZM35 31H34V34H35ZM47 31H48V30H47ZM58 31H61V30L59 29ZM107 31H108V29H107ZM112 31H113V30H112ZM112 31H111V32H112ZM124 31H127V30H124ZM182 31H183V30H182ZM185 31L190 32L189 30H185ZM227 31H228V30H227ZM232 31H234V30H232ZM235 31H236V30H235ZM235 31H234V33H236ZM243 31H245V30L243 29ZM19 32H21V31H19ZM19 32H18V34H19ZM30 32L32 33V36H34V35H33V32H32V31H30ZM41 32H42V31H41ZM51 32H52V30H51ZM88 32H89V31H88ZM108 32H109V31H108ZM111 32H110V34H111ZM159 32H160V31H159ZM194 32H195V31H194ZM218 32H219V31H218ZM229 32H230V31H229ZM256 32H257V31H256ZM256 32H255V33H256ZM8 33H9V32H8ZM15 33H16V31H15ZM37 33H38V32H37ZM58 33H59V32H58ZM61 33H63V32H61ZM89 33H91V32H89ZM104 33H105V32H104ZM104 33H102V30H98V35H99V34H100V35H103ZM206 33H207V32H206ZM243 33H245V32H243ZM25 34H26V33H25ZM28 34H29V31H28ZM39 34H40V33H39ZM55 34H57V33H55ZM55 34H54V35H55ZM59 34H60V33H59ZM92 34H93V32H92ZM92 34H91V35H92ZM112 34H113V33H112ZM112 34H111L110 36H112ZM157 34H158V33H157ZM188 34H189V33H188ZM194 34H195V33H194ZM202 34H203V33H201L200 36H201ZM230 34H231V33H230ZM245 34H246V33H245ZM3 35H4V33H3ZM15 35H16V34H15ZM36 35H37V34H36ZM57 35H58V34H57ZM60 35H62V34H60ZM60 35H58V36H59V39H60ZM197 35H198V34H197ZM197 35H196V36H197ZM215 35H217V34H215ZM222 35H223V34H222ZM225 35H226V34H225ZM227 35H229V34H227ZM239 35H240V34H239ZM253 35H254V34H253ZM253 35H252V36H253ZM32 36L29 34V37H32ZM37 36H39V35H37ZM41 36H42V35H41ZM44 36H45V35H44ZM44 36H43V37H44ZM47 36H48V33H47ZM47 36H45V38H46ZM63 36H64V34L62 35V39H63ZM87 36L89 37V34H87ZM87 36H86V37H87ZM104 36H105V35H104ZM144 36H145V35H144ZM229 36H230V35H229ZM233 36H234V35H233ZM245 36H246V35H245ZM257 36H258V34H257ZM29 37H27V39H28ZM88 37H87V39H88ZM91 37L93 38V35H92ZM106 37H107V39H108L109 35H108V36L106 35ZM126 37H127V36H126ZM126 37H125V38H126ZM128 37H131V35L128 36ZM128 37H127V38H128ZM134 37H136V36H134ZM134 37H133V38H134ZM157 37H158V36H157ZM214 37H215V36H214ZM221 37H222V36H221ZM221 37H220V38H221ZM223 37H224V36H223ZM223 37H222V38H223ZM238 37H239V36H238ZM249 37H250V36H249ZM261 37H262V36H261ZM18 38H19V37H18ZM25 38H26V37H25ZM33 38H34V37H33ZM38 38H40V36H39ZM38 38H35V39H38ZM49 38L52 39V35L49 36ZM80 38H82L81 35H80ZM92 38H91V39H92ZM102 38H103V37H102ZM112 38H114V37H111V39H112ZM131 38H132V37H131ZM131 38H130V39H131ZM179 38H180V37H179ZM189 38H190V37H189ZM198 38H200V37L198 36ZM198 38H196V39H198ZM218 38H219V37H218ZM218 38H216V41H217ZM222 38H221V39H222ZM226 38H227V37H226ZM250 38H251V37H250ZM253 38H254V36H253ZM262 38H263V37H262ZM1 39H2V38H1ZM3 39H4V38H3ZM21 39H22V38H21ZM35 39H32V40H35ZM42 39H43V38H42ZM42 39H39V40L41 41ZM53 39H54V37H53ZM55 39H56V37H55ZM59 39H58V40H59ZM67 39H65V40H67ZM87 39H85V40H87ZM104 39H106V38H104ZM107 39L104 40V41H105V42L108 41ZM111 39H109L110 42H111ZM156 39H157V38H156ZM187 39H188V38H187ZM192 39H193V38H192ZM229 39H230V37H229ZM233 39H234V38H232V40H233ZM240 39H241V38H240ZM29 40H30V39H29ZM32 40L30 41V42H31L30 45H31V44L33 45ZM48 40H49V39H48ZM94 40H96V39L94 38ZM112 40H113V39H112ZM127 40H128V39H127ZM135 40H137V39H135ZM194 40H195V39H194ZM232 40H231V41H232ZM244 40H245V39H244ZM246 40H247V39H246ZM253 40H254V39H253ZM253 40H252V42L255 41V40H254V41H253ZM259 40H260V39H259ZM19 41H20V39H19ZM22 41H23V40H21V42H22ZM35 41H36V40H35ZM43 41H44V40H43ZM46 41H47V39H46ZM62 41H64V40H62ZM79 41H80V39H79ZM79 41H78V42H79ZM101 41H102V40H101ZM101 41L98 40L97 42L100 43ZM129 41H130V40H129ZM175 41H176V40H175ZM181 41L184 42V41L182 40V38H181ZM181 41H180V42H181ZM186 41H187V40H186ZM188 41H189V40H188ZM214 41H215V40H214ZM219 41H220V40H219ZM235 41H236V40H235ZM240 41H241V40H240ZM249 41H250V40H249ZM16 42H17V41H16ZM28 42H29V41H28ZM38 42H39V41H38ZM52 42H53V40H52ZM59 42H60V41H59ZM66 42H67V41H66ZM76 42H74V44H76ZM81 42H82V41H80L79 43L81 44ZM83 42H84V41H83ZM89 42H90V40H89ZM92 42H96V41L91 40V44H93ZM97 42L94 44V46H96V45L99 44V43H97ZM118 42H119V41H118ZM121 42L124 43V39H123V41L121 40L120 43H121ZM161 42H163V41H161ZM177 42H178V41H177ZM177 42H175V44H176ZM190 42H191V39H190ZM190 42H189V43H190ZM210 42H211V41H210ZM210 42H209V44L211 45L213 41H212L211 43H210ZM247 42H248V41H247ZM260 42H261V40H260ZM260 42H257V43H259L258 45H260ZM22 43H23V42H22ZM24 43H25V41H24ZM26 43H27V41H26ZM35 43H36V42H35ZM42 43H43V42L41 41V44H42ZM44 43L46 44V42H44ZM64 43H65V42H64ZM64 43H63V44H64ZM86 43H87V42H86ZM101 43H102V42H101ZM103 43H104V42H103ZM107 43H109V41H108ZM107 43H106V44H107ZM214 43H215V42H214ZM216 43H217V45H218V42H216ZM229 43H230V40H229ZM8 44H9V43H8ZM8 44H7V45H8ZM28 44H29V43H28ZM47 44H48V43H47ZM47 44H46V45H47ZM53 44H55L54 46L52 45L54 48H55V46H58L57 42H56V43L54 42ZM56 44H57V45H56ZM61 44H62V43H61ZM104 44H105V43H104ZM104 44H103V45H104ZM111 44H112V43H111ZM115 44H117V43L115 42ZM115 44H114V45H115ZM136 44H137V43H136ZM164 44H165V43H164ZM166 44H167V43H166ZM175 44L172 43V45H174V46H175ZM177 44H178V43H177ZM190 44L193 45L192 43H190ZM207 44H208V43H207ZM230 44H231V43H230ZM242 44H243V43H242ZM262 44H263V43H262ZM10 45H11V43H10ZM10 45H9V46H10ZM24 45H25V44H24ZM24 45H23V46H24ZM26 45H27V44H26ZM32 45H31V46H32ZM37 45L39 46V44H37ZM46 45H45L44 47H46ZM48 45L50 46L51 43L48 44ZM48 45H47V46H48ZM78 45H79V44H78ZM81 45L84 46V43H82ZM89 45H90V44H89ZM89 45H88V46H89ZM180 45H181V44H180ZM180 45H179V46H180ZM244 45H245V44H244ZM49 46H48V47H49ZM94 46H93V48H94ZM100 46H101V44H100ZM108 46H109V45H108ZM118 46H119V44H118ZM118 46H117V47H118ZM169 46H170V45H169ZM176 46H177V45H176ZM231 46H232V45H231ZM256 46H257V44H256ZM4 47H5V46H4ZM28 47H29V46H28ZM33 47H34V46H33ZM50 47H51V46H50ZM63 47H64V46H63ZM75 47H76V45H75ZM75 47H73V51H72V52H74V51L76 50V49L74 50ZM85 47H86V46H85ZM170 47H171V46H170ZM243 47H244V46H243ZM257 47H258V46H257ZM34 48H36V46H35ZM34 48H33V50H35ZM61 48H62V47H61ZM68 48H69V49L67 50V52L71 50V48H70L69 46H68ZM93 48L90 47V48H87V50H88V49H92V51H93ZM112 48H113V46L111 47V49H112ZM216 48H217V47H216ZM218 48H219V47H218ZM223 48H224V47H223ZM229 48H230V47H229ZM258 48H260V47H258ZM4 49H5V48H4ZM39 49H40V48H39ZM62 49H63V48H62ZM98 49H99V48H98ZM102 49H104V48H102ZM105 49H106V48H105ZM114 49H115V48H114ZM144 49H145V48H144ZM220 49H221V48H220ZM220 49H218L217 52L219 51V52L221 53ZM234 49H235V48H234ZM244 49L246 50V47H245ZM256 49H257V48H256ZM256 49H255V50H256ZM31 50H32V49H31ZM33 50H32V51H33ZM95 50H97V48H96ZM95 50H94V51H95ZM242 50H243V49H242ZM242 50H240V51H242ZM245 50H244V51H245ZM258 50H259V49H258ZM59 51H60V50H59ZM62 51H63V50H62ZM62 51H61V52H62ZM94 51L91 52V53H93V54L96 53V51H95V52H94ZM102 51H103V50H102ZM104 51H105V50H104ZM107 51H108V50H107ZM144 51H145V50H143V52H144ZM177 51H178V49H177ZM207 51H208V50H207ZM229 51H230V50H229ZM253 51H254V50H253ZM18 52H19V51H18ZM22 52H24V51H22ZM22 52H21V53H22ZM28 52H29L28 54H30V51H28ZM51 52H53L52 49H51ZM76 52H77V51H76ZM79 52H80L79 54H81V51H79ZM109 52H110V50H109ZM133 52H134V51H133ZM146 52H147V51H146ZM195 52H196V51H195ZM255 52H257V51H255ZM2 53H3V52H2ZM32 53L34 54V51H33ZM58 53H59V52H58ZM68 53H70V52H68ZM74 53H75V52H74ZM105 53H106V52H105ZM226 53H227V52H226ZM240 53H241V52H240ZM253 53H254V52H253ZM22 54H23V53H22ZM33 54H32V55H33ZM71 54H72V53H71ZM143 54H145V53H143ZM195 54H196V53H195ZM205 54H206V51H205ZM259 54H260V53H259ZM51 55H52V54H51ZM51 55H50V56H51ZM53 55H54V54H53ZM53 55H52V56H53ZM61 55H62V54H61ZM61 55L59 54V57H60ZM81 55H82V54H81ZM97 55H98V54H97ZM117 55H118V54H117ZM128 55H129V54H128ZM137 55H138V54H137ZM141 55H142V53H141ZM147 55H148V54H147ZM261 55H262V54H261ZM37 56H38V55H37ZM52 56H51V59L53 58ZM54 56L56 57V53H55ZM57 56H58V55H57ZM70 56H71V55H68V57H70ZM135 56H136V55H135ZM143 56H144V55H143ZM143 56H142V57H143ZM208 56H209V55H208ZM231 56H232V54H231ZM250 56H251V55H250ZM250 56H248V57H250ZM26 57L30 58V55H29V56H27V55L24 56V58H26ZM59 57H58V58H59ZM114 57H116V56H114ZM114 57H113V58H114ZM121 57H123V56H121ZM128 57H129V56H128ZM130 57H133V56H130ZM130 57H129V58H130ZM136 57H138V56H136ZM139 57H141V56H139ZM149 57H150V56H149ZM190 57H191V56H190ZM195 57H196V55H195L193 58H195ZM227 57H228V56H227ZM233 57H234V56H233ZM251 57H252V56H251ZM258 57H259V56H258ZM58 58L56 57L55 59H57V61H58ZM66 58H67V57H66ZM204 58H205V57H204ZM225 58H226L225 56H224V58H222V60H221L222 63H223V61H225ZM234 58H235V57H234ZM239 58H241V56H240ZM253 58H254V57H253ZM260 58H261V56H260ZM40 59H41V58H40ZM48 59H50V58H48ZM51 59H50V60H51ZM68 59H69V58H67V60H68ZM111 59H112V58H111ZM125 59H127L126 56H125ZM183 59H184V58H183ZM197 59H198V58H197ZM201 59H202V57L200 58V60H201ZM206 59H207V58H206ZM227 59H228V58H227ZM229 59H231V58H229ZM229 59H228V60H229ZM247 59H248V58H247ZM26 60H27V61H31V58H30L29 60H28V59H26ZM32 60H33V58H32ZM37 60H38V58H37ZM37 60H36V61H37ZM61 60H62V58H61ZM115 60H116V59H115ZM117 60H118V59H117ZM121 60H122V58H121ZM150 60H151V58H150ZM188 60H189V59H188ZM188 60H187V61H188ZM202 60H203V59H202ZM215 60H216V58H215ZM228 60H227V61H228ZM231 60H232V59H231ZM239 60H240V59H239ZM261 60H263V59H261ZM3 61H4V60H3ZM3 61L0 60V62L2 63V65L5 66V64H3V63H4ZM27 61H25V62H27ZM41 61H42V60H41ZM53 61H55V60H53ZM62 61H63V60H62ZM62 61H61V62H62ZM107 61H108V60H107ZM122 61H123V60H122ZM184 61H185V60H184ZM184 61H183V62H184ZM196 61H197V60H196ZM221 61H220V62H221ZM227 61H225V62H227ZM232 61H234V60H232ZM242 61H243V60H242ZM9 62H10V61H9ZM89 62H90V61H89ZM108 62H109V61H108ZM183 62H182V63H183ZM192 62H194V60H192ZM203 62H204V61H203ZM218 62H219V61H218ZM238 62H239V61H238ZM42 63H43V62H42ZM52 63H53V62H51V64H52ZM66 63H67V62H66ZM91 63H92V62H91ZM91 63H90V64H91ZM121 63H122V62H121ZM143 63H144V62H143ZM186 63H187V62H186ZM188 63H189V61H188ZM188 63H187V64H188ZM196 63H197V62H196ZM222 63H221V64H222ZM230 63H231V61L229 60L227 65H229ZM232 63H233V62H232ZM259 63H261V62H259ZM7 64H8V63H7ZM20 64H21V63H20ZM30 64H32V63L30 62ZM30 64H29V67L32 66V65H30ZM39 64H40V63H39ZM61 64H63V63H61ZM93 64H94V63H93ZM95 64H96V63H95ZM140 64H141V63H140ZM199 64H200V62H199ZM203 64H204V63H203ZM210 64H211V63H210ZM219 64H220V63H218V65H219ZM254 64H256V63H254ZM254 64H252V66H253ZM2 65L0 66V67H1L0 69H3V68L6 69L7 66L4 67V66H2ZM24 65H25V64H24ZM27 65H28V64H27ZM27 65H26V66H27ZM40 65H43V64H40ZM57 65H58V64H57ZM66 65H67V64H66ZM66 65H65V66H66ZM69 65H70V64H69ZM69 65H68V66H69ZM88 65H89V63H88ZM88 65H86V66H88ZM91 65H92V64H91ZM200 65H202V63H201ZM232 65H233V64H232ZM246 65H247V64H246ZM256 65H257V64H256ZM258 65H259V64H258ZM258 65H257V66H258ZM21 66H22V65H21ZM45 66H46V65H45ZM45 66H44V65H43V66H40V67H41L40 69H42V67H45ZM49 66H51V65H49ZM49 66H48V67H49ZM75 66H76V65H75ZM84 66H85V64H84ZM97 66H98V65H97ZM144 66H145V65H144ZM146 66H147V65H146ZM215 66H216V65H215ZM230 66H231V65H230ZM247 66H248V65H247ZM254 66H255V65H254ZM35 67H36V66H35ZM46 67H47V66H46ZM51 67H52V66H51ZM69 67H71V66H69ZM72 67H73L72 70L75 69V68H77V67L74 68V65H72ZM78 67L80 68V66H78ZM81 67H82V65H81ZM92 67H93V66H92ZM100 67H101V66H100ZM103 67H104V66H103ZM194 67H196V65H195ZM203 67H204V66H203ZM203 67H202V68H203ZM210 67H211V66H210ZM260 67H261V66H260ZM15 68H16V67H15ZM26 68H27V67H26ZM32 68H33V67H32ZM109 68H110V67H109ZM115 68H116V67H115ZM115 68H114V69H115ZM118 68H119V65H118ZM121 68H123L122 65H121ZM121 68H120V69H121ZM206 68H207V67H206ZM213 68H214V67H213ZM217 68H218V67H217ZM255 68H256V67H255ZM255 68H254V69H255ZM62 69H63V68H62ZM62 69H61L60 67H58L57 69H54V70H55V71H54V75H55L56 72H59V74L63 75V73H62V72H63ZM65 69H68V68H65ZM65 69H63V70H65ZM70 69H71V68H69L68 70H70ZM84 69H85V68L83 67V70H84ZM86 69H87V68H86ZM114 69H113V70H114ZM116 69H117V68H116ZM147 69H148V68H147ZM209 69H210V68H209ZM209 69H208V70H209ZM220 69H221V68H220ZM232 69H233V68H232ZM252 69H253V67H252ZM7 70H8V69H7ZM12 70H13V69H12ZM19 70H20V69H19ZM23 70H24V69H23ZM26 70H27V69H26ZM26 70H25V71H26ZM33 70H34V69H33ZM44 70H45V68H44ZM93 70H94V69H93ZM113 70H112V72H113ZM117 70H118V69H117ZM117 70H116V72H117ZM204 70H206V69H204ZM210 70H211V69H210ZM233 70H234V69H233ZM5 71H6V70H5ZM15 71H16V70H15ZM100 71H101V70H100ZM191 71H192V70H191ZM193 71H194V70H193ZM199 71H201V69H200ZM212 71H213V70H212ZM230 71L232 72V70H230ZM255 71H256V70H255ZM255 71H254V73H255ZM259 71H260V70H259ZM259 71H257V73H258ZM263 71H264V69H263ZM2 72H3V71H1L0 73H2ZM11 72H12V71H11ZM19 72H21V71H19ZM19 72H18V73H19ZM33 72H34V71H33ZM42 72H45V71H42ZM60 72H61V73H60ZM79 72H80V71H79ZM116 72L114 71V73H112V74H119V72H118V73H116ZM205 72H206V71H205ZM208 72H209V71H208ZM223 72H224V71H223ZM235 72H236V71H235ZM4 73H5V72H4ZM35 73H36V72H35ZM67 73H68V72H67ZM96 73H97V72H96ZM105 73H106V72H105ZM120 73H121V72H120ZM197 73H198V72H197ZM211 73H212V72H211ZM239 73H241V71H240ZM11 74H12V73H11ZM47 74H48V73H47ZM49 74H50V73H49ZM59 74H58V75H59ZM98 74H99V73H98ZM100 74H101V73H100ZM107 74H109V72H108ZM107 74H106V75H107ZM122 74H123V73H122ZM122 74H121V75H122ZM207 74H208V73H207ZM213 74H214V73H213ZM0 75H1V74H0ZM2 75H3V76H2L1 78L5 77L4 74H2ZM73 75H75V73H74ZM150 75H151V74H150ZM180 75H181V74H180ZM201 75H202V74H200V76H201ZM209 75H210V74H209ZM219 75H220V74H219ZM242 75H243V74H242ZM242 75H241V76H242ZM247 75H248V74H247ZM247 75H246V76H247ZM6 76H7V74H6ZM11 76H12V75H11ZM55 76H56V75H55ZM55 76H54V77H55ZM70 76H72V74H71ZM95 76H97V75H95ZM101 76H103V74H102V75H99V77H101ZM107 76H109V75H107ZM115 76H116V75H114V77H115ZM119 76H120V74H119ZM119 76H118V77H119ZM123 76H124V75H123ZM123 76H122V77H123ZM236 76H237V75H236ZM243 76H245V75H243ZM46 77H47V76H46ZM66 77H67V76H66ZM120 77H121V76H120ZM120 77H119V79H120ZM122 77H121V79H122ZM161 77H163V76H161ZM161 77H160V78H161ZM173 77L175 78V76H173ZM186 77H187V76H186ZM239 77H240V76H239ZM239 77H238V78H239ZM260 77H261V76H260ZM17 78H18V81H22V80L24 79V78H22L21 76H19V77H17ZM34 78H35V77H34ZM37 78H38V77H37ZM40 78H41V77H40ZM40 78H39V79H40ZM48 78L51 79V78H52L51 75H50V77L48 76ZM71 78H72V77H71ZM97 78H98V76H97ZM105 78H106V77H105ZM107 78H108V77H107ZM115 78H117V77H115ZM124 78H125V76H124ZM157 78H158V77H157ZM164 78H165V77H164ZM197 78H198V77H197ZM199 78H200V77H199ZM226 78H228V75H227ZM251 78H252V76H251ZM41 79H42V78H41ZM41 79H40V81H41ZM45 79H46V78H44L43 81H45ZM64 79H65V78H64ZM73 79H74V78H73ZM117 79H118V78H117ZM147 79H148V78H147ZM155 79H156V78H155ZM155 79H154V80H155ZM165 79H166V78H165ZM172 79H173V78H172ZM181 79H182V78H181ZM181 79H180V80H181ZM255 79H258V80H259V79H261V78H259V77L257 78V77H256ZM16 80H17V79H16ZM55 80H56V79H55ZM57 80H58V79H57ZM107 80H108V79H107ZM113 80H114V79H113ZM142 80H143V79H142ZM142 80H141V81H142ZM148 80H149V79H148ZM161 80H162V79H161ZM170 80H171V79H170ZM182 80H183V79H182ZM195 80H197V79L195 78ZM215 80H216V79H215ZM227 80H228V79H227ZM227 80H226V82H227ZM230 80H231V79H230ZM261 80H262V79H261ZM37 81H38V80H37ZM110 81L113 82L111 79H110ZM114 81H115V80H114ZM116 81H117V80H116ZM124 81H125V80L123 79L122 82H124ZM134 81H135V80H133V82H134ZM138 81H139V80H138ZM143 81L145 82V80H143ZM143 81H142V83H143ZM162 81H163V80H162ZM201 81H202V80H201ZM210 81H211V80H210ZM223 81H224V80H223ZM253 81H254V80H253ZM24 82H25V81H24ZM31 82H32V81H31ZM53 82H54V80H53ZM68 82H69V84H70L71 81L69 80V81H67L66 83H68ZM106 82H107V81H106ZM131 82H132V81H131ZM176 82H177V81H176ZM196 82H197V81H196ZM208 82H209V80H208ZM213 82H214V81H213ZM226 82H225V83H226ZM229 82H230V81H229ZM229 82H227V83H229ZM234 82H235V81H234ZM21 83H22V82H21ZM59 83L61 84V82H59ZM59 83H58V84H59ZM124 83H125V82H124ZM126 83H127V81H126ZM126 83H125V85H128V84H126ZM136 83H137V81L135 82V85H136ZM140 83H141V82H140ZM140 83H139V84H140ZM142 83H141V84H142ZM155 83H156V81H155ZM178 83H180V82H177V84H178ZM197 83H199V82H197ZM43 84H45V82H44ZM46 84H47V83H46ZM53 84H54V83L49 84V87H50V85L52 86ZM56 84H57V83H56ZM107 84H108V83H107ZM113 84H114V83H113ZM116 84H118V83H116ZM119 84H121V83L119 82ZM139 84H138V85H139ZM144 84H145V83H144ZM160 84H161V83H160ZM170 84H171V83H170ZM173 84H174V83H173ZM200 84H201V83H200ZM217 84H218V81H217ZM247 84H248V83H247ZM253 84H254V83H253ZM10 85H11V84H10ZM38 85H39V84H38ZM62 85H63V84H62ZM110 85L113 86L112 84H110ZM114 85H115V84H114ZM131 85H132V84H131ZM131 85H128V86H131ZM135 85H132V86H135ZM151 85H152V84H151ZM162 85H163V84H162ZM162 85H161V86H162ZM180 85H181V84H180ZM198 85H199V84H198ZM207 85H208V84H207ZM211 85H212V84H211ZM218 85H220V83H219ZM218 85H217V86H218ZM242 85H243V84H242ZM248 85H249V84H248ZM258 85H259V83H258ZM44 86H46V85H44ZM47 86H48V85H47ZM55 86H56V85H55ZM59 86H60V85H59ZM66 86H68V84H67ZM66 86H65V87H66ZM115 86H116V85H115ZM118 86H119V85H118ZM149 86H150V85H149ZM153 86H154V85H153ZM155 86H156V85H155ZM175 86H176V85H175ZM199 86H200V85H199ZM220 86H221V85H220ZM220 86H219V87H220ZM223 86H224V85H223ZM250 86H251V85H250ZM250 86H249L248 88H250ZM259 86L261 87L262 85H259ZM63 87H64V85H63ZM69 87H70V86H68L67 88L69 89ZM107 87H108V85H107ZM113 87H114V86H113ZM122 87H123V86H122ZM195 87H198V86H195ZM243 87H245V86L243 85ZM21 88H23V87H21ZM28 88H29V87H28ZM28 88H27V91H28L29 89H31V88H29V89H28ZM35 88L37 89L36 86L34 87V89H35ZM40 88H41V89L44 88V87H42V83H41ZM50 88H53V87H50ZM50 88L46 89V87H45L46 90H49ZM67 88H66V90H67ZM105 88H106V86H105ZM108 88H109V87H108ZM111 88H112V87H111ZM117 88H118V87H116V89H117ZM126 88H127V87H126ZM142 88H144V87L142 86ZM165 88H166V87H165ZM165 88H164V91H165ZM182 88H183V87H182ZM198 88H199V87H198ZM202 88H204V87L202 86ZM220 88H222V86H221ZM252 88H253V90L256 89V88H254L253 86H252ZM257 88H258V87H257ZM261 88H263V86H262ZM261 88H260V89H261ZM6 89H7V88H6ZM9 89H10V88H9ZM38 89H39V88H38ZM58 89H59V91H61V92L63 91V90H61V88H58ZM112 89H113V88H112ZM112 89H111V90H112ZM129 89L133 90L131 87H130ZM129 89H128V90H129ZM162 89H163V88H162ZM177 89H178V87H177ZM179 89H180V88H179ZM204 89H205V88H204ZM211 89H212V88H211ZM244 89H245V88H244ZM1 90H2V89H1ZM10 90H11V89H10ZM43 90H44V89H43ZM113 90H114V89H113ZM122 90H123V91H122ZM122 90L120 91V93H121V92L123 93L125 89H122ZM131 90H130V91H131ZM145 90H146V88H145ZM151 90H152V89H151ZM186 90H187V89H186ZM216 90H217V89H216ZM7 91H8V90H7ZM11 91H12V90H11ZM14 91H15V90H14ZM18 91H19V90H18ZM23 91H26V89L24 88ZM30 91H32V90H30ZM64 91H65V90H64ZM114 91H115V90H114ZM118 91H119V89H118ZM158 91H159V90H157V92H158ZM189 91H190V90H189ZM223 91H224V90H223ZM238 91H239V90H238ZM254 91H255V90H254ZM260 91H261V90H260ZM263 91H264V89H263ZM263 91H262V93H263ZM5 92H6V90H5ZM19 92H21V90H20ZM32 92H33V91H32ZM36 92H37V91H36ZM125 92L129 93V92L126 91V90H125ZM141 92H142V91H141ZM147 92H148V91H147ZM151 92H152V91H151ZM195 92H196V88H195ZM195 92H193V93H195ZM197 92H198V91H197ZM216 92H218V90H217ZM14 93H16V92H14ZM115 93H116V91H115L114 93H112V95H113V94L115 95ZM153 93H154V92H153ZM164 93H165V92H164ZM164 93H163V94H164ZM185 93H186V91H185ZM204 93H205V92H204ZM204 93H203V95H202L201 92H200V94H201L203 97H204ZM211 93H213V92H211ZM34 94H36V93H34ZM59 94H60V93H59ZM108 94H109V93H108ZM118 94H119V93H118ZM118 94L116 93L115 97H116ZM131 94H132V93H131ZM142 94H143V95H142ZM142 94H141V95L144 97V94H145V93L142 92ZM146 94H147V93H146ZM150 94H151V93H150ZM150 94H149V95H150ZM160 94H161V93H159V95H160ZM163 94H162V95H163ZM165 94H166V93H165ZM214 94H215V93H214ZM214 94H212V95H214ZM216 94H217V93H216ZM256 94H257V93H256ZM258 94H259V93H258ZM260 94H261V92H260ZM6 95H7V94H6ZM6 95H5V96H6ZM61 95H62V94H61ZM124 95H125V94H124ZM127 95H128V94H127ZM127 95H126V96H127ZM152 95H153V94H152ZM154 95H155V93H154ZM173 95H174V94H173ZM185 95H186V94H185ZM196 95H197V94H195V96H196ZM232 95H233V94H232ZM8 96H9V94H8ZM8 96H7V97H8ZM132 96H133V95H132ZM132 96H131V97H132ZM134 96H136V94H135ZM150 96H151V95H150ZM163 96H164V95H163ZM171 96H172V95H171ZM191 96H192V95H191ZM109 97H110V96H109ZM115 97H114V98H115ZM117 97H119V96H117ZM121 97H122V96H121ZM131 97H130V98H131ZM143 97L141 98V100L143 99ZM155 97H156V96H155ZM192 97H193V96H192ZM197 97H198V96H197ZM200 97H201V96H200ZM212 97H213V100H212V101H214V100H215V98H214L215 96H212ZM261 97H262V96H260V98H261ZM263 97H264V96H263ZM32 98H33V97L30 98L31 101H32ZM36 98H38V97H36ZM47 98H48V97H47ZM47 98H46V99H47ZM112 98H113V96H112ZM112 98H111V100H112ZM123 98H124V97H123ZM126 98H127V97H126ZM136 98H137V97H136ZM151 98H152V97H151ZM157 98H158V97H156V98H154V99H157ZM163 98H164V97H163ZM165 98H166V97H165ZM173 98H174V97H173ZM204 98H205V97H204ZM25 99H26V98H25ZM38 99H39V98H38ZM46 99H45V101H46ZM117 99H118V98H117ZM128 99H129V96H128ZM159 99H160V98H159ZM159 99H158V100H159ZM185 99H186V98H185ZM191 99H192V98H191ZM205 99H206V98H205ZM254 99H255V98H253V100H254ZM262 99H263V98H262ZM48 100H50V99H48ZM57 100H58V97H57ZM59 100H60V99H59ZM108 100H109V99H108ZM115 100H116V99H115ZM115 100H114V101H115ZM129 100H130V99H129ZM136 100H138V99H136ZM149 100H150V99H148V101H149ZM161 100H162V99H161ZM161 100H160V101H161ZM186 100H187V99H186ZM186 100H185V101H186ZM193 100H194V99H193ZM257 100H258V99H257ZM24 101H25V100H24ZM38 101H39V100H38ZM38 101H37V102H38ZM45 101H44V102H45ZM109 101H110V100H109ZM114 101L112 100V102H114ZM119 101H120V99H119ZM132 101H133V97L131 98V101H130V102L133 103ZM142 101H144V99H143ZM151 101H153V100H151ZM155 101H156V100H155ZM171 101H172V100H171ZM185 101H184V102H185ZM190 101H191V100H190ZM199 101H200V99H199ZM201 101H203V100H201ZM201 101L199 102L200 104H201ZM208 101H209V100H208ZM28 102H30V101L28 100ZM28 102H27V103H28ZM32 102H33V101H32ZM32 102H31V103H32ZM44 102H43V103H44ZM48 102H49V101H48ZM104 102H105V101H104ZM104 102H103V103H104ZM122 102H123V103H122ZM126 102H127V101H126ZM137 102H139V100H138ZM149 102H150V101H149ZM158 102H159V101H158ZM191 102H194V101H191ZM204 102H205V101H204ZM204 102H203V104H204ZM206 102H207V99H206ZM206 102H205V104H206ZM216 102H217V101H216ZM229 102H230V101H229ZM229 102H228V103H229ZM256 102H257V101H256ZM8 103L10 104L11 102H8ZM13 103H14V102H13ZM13 103H12V104H13ZM19 103H21V102H19ZM19 103H17L18 105L16 104L18 107H19ZM25 103H26V102H25ZM31 103H30V104H31ZM45 103H46V105H47V104H50L51 102H50V103L45 102ZM119 103H120V102H119ZM121 103H122V104H121ZM121 103H120L121 106H123V104L125 105V102H124V101H121ZM143 103H144V102H143ZM151 103H155V102L153 101V102H151ZM162 103L164 104V102H162ZM165 103H166V102H165ZM171 103H172V102H171ZM188 103H189V102H188ZM194 103H195V102H194ZM194 103H193V105H195ZM199 103L197 102L196 104L199 105ZM262 103H263V101H262ZM6 104H7V102H6ZM9 104H8V105H9ZM21 104H22V103H21ZM36 104H37V103H35V105H36ZM38 104H41V103H38ZM108 104H109V103H108ZM111 104H114V103H111ZM111 104L109 105V106H110L109 108H111V106H112ZM120 104H119V105H120ZM149 104H150V103H149ZM159 104H160V103H159ZM172 104H173V103H172ZM203 104H202V105H203ZM222 104H224V103H222ZM230 104H231V103H230ZM254 104H255V103H253L252 105H254ZM260 104H261V103H259L258 105H260ZM4 105H5V104H4ZM14 105H15V103H14ZM33 105H34V104H33ZM41 105L43 106L44 104H41ZM41 105H40V106H41ZM104 105H105V103H104ZM145 105H146V104H145ZM169 105H170V104H169ZM22 106H23V105H22ZM24 106H25V105H24ZM26 106H27V104H26ZM40 106H39V107H40ZM42 106H41V107H42ZM48 106H50V105H48ZM48 106H47V107L45 106L46 109H47V108H50V107H48ZM121 106H120V107H121ZM132 106H133V105H132ZM136 106H137V104H136ZM142 106H144V105H142ZM152 106H153V105H152ZM154 106H156V109H154L155 107L153 108V107L150 106L151 109H152V111H153V109H154V110H157V109H158L157 112L159 113V112H160V111H159V107H157L156 104H155ZM159 106H161V105H159ZM184 106H185V105H184ZM224 106H226V105H224ZM30 107H32V106H30ZM30 107H29V111H30V109H31ZM45 107L43 106V108H44L43 110H45ZM80 107H81V106H80ZM80 107H79V108H80ZM84 107H85V106H84ZM84 107H83V108H84ZM104 107H105V106H104ZM104 107H103V108H104ZM137 107H138V106H137ZM140 107H141V106H140ZM148 107H149V106H148ZM148 107H147V109H148ZM150 107H149V109H150ZM173 107H174V105H173ZM189 107H190V108H188V109L190 110L191 107H192V104H191ZM209 107H210V106H209ZM229 107H230V105H229ZM229 107H228V108H229ZM240 107H241V105H240ZM15 108H16V106H15ZM15 108H14V109H15ZM21 108H22V107L20 106V109H21ZM23 108H25V107H23ZM72 108L74 109L75 107H72ZM77 108H78V107H77ZM81 108H82V107H81ZM85 108H86V107H85ZM89 108H92V107H89ZM89 108L87 107V109H89ZM112 108H113V107H112ZM114 108H115V107H114ZM117 108L119 109V107H117ZM126 108H127V106H125V109H126ZM129 108H130V107H129ZM129 108H127V109H129ZM135 108H136V107H135ZM135 108H133V109H135ZM171 108H172V107H170L169 110H171ZM179 108H180V107H179ZM195 108H196V107H195ZM201 108H202V107H201ZM216 108H217V107H216ZM219 108H220V107H219ZM6 109H8V110L10 111L9 108H6ZM11 109H13V107H12ZM17 109H18V108H17ZM17 109H16V110H17ZM27 109H28V108H27ZM33 109H35V106H34ZM33 109L31 110V112L34 111V112H37V113H38V111H35L36 109H35V110H33ZM51 109H52V108H51ZM51 109H50V111H51ZM115 109H116V108H115ZM118 109H116V110H118ZM125 109H124V110H125ZM137 109H138V108H137ZM143 109H145V108H143ZM143 109H142V110H143ZM151 109H150V111L148 110V111H149V113L147 112L148 115L150 114V112H152ZM160 109H161V108H160ZM162 109H164V111H165V108H162ZM162 109H161V110H162ZM167 109H168V108H167ZM172 109H174V108H172ZM181 109L183 110V108H181ZM208 109H209V108H208ZM221 109H224L223 106H222ZM225 109H226V108H225ZM250 109H252V108H250ZM16 110H15V111H16ZM23 110H24V109H23ZM37 110H38V109H37ZM41 110H42V108H41ZM47 110H48V109H47ZM47 110H46V111H47ZM71 110H72V109H71ZM71 110H70V112H71ZM102 110H103V109H102ZM104 110H105V109H104ZM120 110H122V109H120ZM120 110H119L118 114H119V116H120V118H121ZM124 110H123V111H124ZM182 110H181V111L178 110V111H179V112H182ZM189 110H188V111H189ZM193 110H194V109H193ZM201 110H202V109H199V111H201ZM17 111H18V110H17ZM17 111H16V112H17ZM54 111H55V110H53V112H54ZM68 111H69V110H67V112H68ZM74 111H75V110H74ZM84 111H85V109H84ZM110 111H111V113H114V114H113L114 116H116L115 111L113 112V109H110ZM110 111H108L107 113H109ZM123 111H122V112H123ZM139 111H140V109H139ZM146 111H147V110H146ZM173 111H174V110H173ZM203 111H204V110H203ZM228 111H231V110H228ZM233 111H234V109H233ZM245 111H247V110H245ZM250 111H251V110H250ZM16 112H15V113H16ZM25 112H26V110H25ZM27 112H28V111H27ZM44 112H45V111H44ZM59 112H60V111H59ZM59 112H58V113H59ZM78 112H80V110H79ZM87 112H88V111H87ZM93 112H94V111H93ZM135 112H137V110H136ZM141 112H142V111H141ZM144 112H145V111H144ZM154 112H155V111H154ZM157 112H156V113H157ZM171 112H172V111H170V113H171ZM22 113H23V111H22ZM39 113H40V112H39ZM39 113H38V114H39ZM47 113H48V112H47ZM47 113L45 112V114H47ZM50 113H52V112H50ZM55 113H56V112H55ZM84 113H85V112H84ZM111 113H110V115H112ZM116 113H117V111H116ZM123 113H124V112H123ZM125 113H126V112H125ZM125 113H124V114H125ZM160 113H162V112H160ZM200 113H203V112H200ZM232 113L234 114V112H232ZM258 113H259V109H258ZM258 113H257V114H258ZM11 114H12V113H11ZM16 114H17V113H16ZM16 114H14V115H15V118H18V119H19V116H18L19 114L17 115L18 117H16ZM25 114H26V113H25ZM28 114H30V112H28ZM43 114H44V113H43ZM45 114H44V115H45ZM48 114H49V113H48ZM48 114H47V119H46V121L48 120V117H51V115L48 116ZM59 114H60V113H59ZM61 114H62V113H61ZM65 114H66V113H65ZM124 114H122V115L124 116ZM129 114H130V112H129ZM132 114H133V113H132ZM141 114H142V113H141ZM141 114H139V116H140ZM144 114H145V113H144ZM166 114H167V113H166ZM171 114L174 115L173 113H171ZM171 114H170V115H171ZM176 114H177V113H176ZM184 114H185V112H184ZM212 114H213V113H212ZM250 114H251V112H250ZM33 115L35 116L36 113H35V114L33 113ZM33 115L31 116V118H34ZM53 115H54V114H53ZM62 115H63V114H62ZM126 115H127V114H126ZM146 115H147V114H145L144 116H146ZM148 115H147V116H148ZM163 115H164V113H163ZM168 115H169V113H168ZM248 115H249V114H248ZM7 116H10V115L8 114ZM27 116H28V115L26 114V117H27ZM39 116H41V115H39ZM45 116H46V115H45ZM63 116H64V115H63ZM63 116H61V120H62V118H64ZM65 116H67V115H65ZM80 116H81V115H80ZM96 116H97V114H96ZM114 116H112L113 119H116V121H117V118H115ZM123 116H122V117H123ZM128 116H129V115H128ZM134 116H135V119L138 118V116H136V114H134ZM153 116H154V115H153ZM159 116L161 117L162 115H159ZM159 116L156 115L155 117H159ZM164 116H165V115H164ZM187 116H188V115H186V117H187ZM202 116H203V115H202ZM207 116H208V115H207ZM214 116H215V115H214ZM218 116H219V115H218ZM240 116H241V115H240ZM249 116H250V115H249ZM21 117H22L21 120L23 119V120L21 121L23 124L28 123V122L26 121V119H24L25 117H23V116H21ZM36 117H37V116H36ZM74 117H75V113H74ZM78 117H79V116H78ZM87 117H88V116H87ZM107 117H108V116H107ZM112 117H111V119H112ZM131 117H132V116H131ZM172 117H173V116H172ZM177 117H178V116H177ZM177 117H176V119H174V121L177 120ZM246 117H247V116H246ZM256 117H257V115H256ZM8 118H9V117H8ZM28 118H30V117H28ZM31 118H30V119H31ZM40 118H41V117H40ZM40 118L38 117L39 121L42 120V119H40ZM54 118H55V117H54ZM66 118H67V117H66ZM66 118H64V121H65ZM120 118H119V119H120ZM132 118H133V117H132ZM132 118H131V119H132ZM140 118H141V117H139V120H138V121H140V120H141L142 118H144V117L142 116V118H141V119H140ZM145 118H146V117H145ZM161 118H163V117H161ZM164 118L167 119L166 116H165ZM174 118H175V117H174ZM178 118H179V117H178ZM192 118H193V116H192ZM192 118H190V119L192 120ZM200 118H201V117H200ZM234 118H236V117H234ZM234 118H233V119H234ZM241 118H242V117H241ZM248 118H250V117H248ZM5 119H6V117H5ZM9 119H10V118H9ZM12 119L15 121L14 116H13ZM18 119H17V121H15L16 124H17V125L15 124L16 129H17V126H18L19 124H21V123L18 124V122H19V120H20V119H19V120H18ZM51 119H52V117H51ZM74 119H75V118H74ZM74 119H73V120H74ZM79 119H80V118H79ZM111 119H109L110 121H109V120H106V122L108 121V122H107L108 125H107V126L105 125V126L107 127V129L105 128L106 131H107L109 128H110V129H109V131H110V130L113 129V127H115L116 124H117L116 121H115V122H112ZM119 119H118V120H119ZM123 119L126 120V117L123 118ZM153 119H155V118H153ZM185 119H186V118H185ZM201 119H202V118H201ZM201 119H200V122H201ZM217 119H218V118H217ZM245 119H246V118H245ZM73 120H72V121H73ZM75 120H76V119H75ZM92 120H93V119H92ZM120 120H121V122H124V121H125V120H122V119H120ZM120 120L118 121V123H120ZM133 120H134V119H133ZM133 120H132V122H133ZM147 120H148V119H146V121H147ZM155 120H156V119H155ZM155 120H153V122H154ZM157 120H160V119L158 118ZM157 120H156V122H157ZM172 120H173V119H172ZM178 120H179V119H178ZM205 120H206V119H205ZM214 120H215V119H214ZM224 120H225V119H224ZM236 120H237V119H236ZM241 120H242V119H241ZM251 120H253V118H252ZM261 120H262V119H261ZM5 121H7V120H5ZM23 121H26V122L24 123ZM37 121H38V120H36V123H38ZM43 121H45V118H44ZM43 121H42V123L40 122V125H41V124H45L46 121H45L44 123H43ZM51 121H52V120H51ZM66 121H67V120H66ZM66 121H65V122H66ZM90 121H91V119H90ZM126 121H127V120H126ZM130 121H131V120H130ZM138 121H136L135 123H137ZM164 121H165V120H164ZM229 121H230V120H228V122H229ZM234 121H235V120H234ZM237 121H238V120H237ZM242 121L245 122V120H242ZM247 121H248V120H247ZM1 122H2V121H1ZM33 122H34V120L32 121V123H33ZM54 122L56 123V119H55V121L51 122V123H52L51 126L53 125ZM68 122H70V121L68 120ZM68 122H67V123H68ZM73 122H74V121H73ZM88 122H89V121H88ZM142 122H144V120H143ZM147 122H148V121H147ZM156 122H155V123H156ZM165 122H166V121H165ZM169 122H170V121H169ZM183 122H184V121H183ZM183 122H181V123H183ZM186 122H188V121H186ZM194 122H195V121L193 120V123H192V124L195 125L196 122H195V123H194ZM200 122H199V123H200ZM207 122H208V121H207ZM212 122H213V121H212ZM224 122H225V121H224ZM244 122H243L242 125H244ZM260 122H261V121H260ZM6 123H7V122H6ZM84 123H85V119H84ZM125 123H127V122L122 123V125L125 124ZM155 123H154V124H155ZM162 123H163V121H162ZM172 123H173V122H172ZM199 123H196V124H199ZM238 123H239V122H238ZM241 123H242V122H241ZM4 124H5V123H4ZM38 124H39V123H38ZM48 124H49V127H50V123H49V122H48V123L46 122V127H44V125H43V128H44V129H45V128H49V127H48ZM58 124H59V123H58ZM74 124H77V123L74 122ZM105 124H106V123H105ZM120 124H121V123H120ZM120 124H119V125H120ZM132 124H133V123H132ZM148 124H149V123H147L146 125L148 126ZM188 124H189V123H188ZM192 124H191V125H192ZM209 124H210V123H209ZM222 124H223V123H222ZM222 124H221V126H222ZM224 124H225V123H224ZM234 124H235V123H234ZM234 124H233V125H234ZM13 125H14V124H13ZM21 125H22V124H21ZM25 125H26V124H25ZM25 125H24V129L21 128L20 125H19L18 127H20L19 129H21V130H25ZM27 125H28V127H30V130L28 131V132L30 133V132H31V125H30V126H29V124H27ZM27 125H26V126H27ZM40 125H38V126H40ZM59 125H60V124H59ZM114 125H115V126H114ZM146 125H143V126H146ZM150 125H151V124H150ZM158 125H159V124H158ZM163 125H164V124H163ZM165 125L168 126V123H166ZM185 125H187V124H185ZM213 125H214V124H213ZM231 125H232V124H231ZM10 126H12V125H10ZM32 126H33V124H32ZM35 126H36V125H34V127H35ZM78 126H79V125H78ZM153 126H154V125L152 124V128H153ZM156 126H157V125H156ZM178 126H179V125H177V127H178ZM183 126H184V124H183ZM188 126H189V125H188ZM209 126H210V125H209ZM209 126H208V129H210V127H211V126H210V127H209ZM22 127H23V126H22ZM72 127H74V125H73ZM75 127H76V125H75ZM86 127H87V129H88V125H87ZM116 127H117V126H116ZM121 127H122V126H121ZM123 127H126V125H123ZM127 127H129V126H127ZM154 127H155V126H154ZM161 127H162V125H161ZM180 127H181V126H180ZM191 127H193V126H191ZM3 128H4V127H3ZM5 128H7V127H5ZM26 128H27V127H26ZM40 128H42V127H40ZM55 128H56V126H55ZM60 128H61V126H60ZM81 128H83V123H82L81 126H80V130H81ZM163 128H164V127H163ZM163 128H162V130H163ZM212 128H213V127H212ZM34 129H35V128H34ZM51 129H52V128H51ZM73 129H74V128H73ZM89 129H90V128H89ZM89 129H88V130H89ZM116 129H117V128H116ZM124 129H125V128H124ZM139 129H140V128H139ZM144 129H145V128H144ZM148 129H149V128H148ZM150 129H151V127H150ZM164 129H165V128H164ZM181 129H182V128H181ZM187 129H188V128H187ZM223 129H224V127H223ZM5 130H6V129H5ZM21 130H18L19 133H21ZM39 130H40V129L38 128V131H39ZM52 130H53V132H52ZM52 130H51L52 133H55V132H56V131L54 132V130H55L54 127H53ZM61 130H62V129H61ZM64 130H65V128H64ZM69 130H70V129H69ZM88 130H87L86 132H89ZM127 130H128V129H127ZM129 130H130V129H129ZM131 130H132V129H131ZM142 130H143V129H142ZM151 130H152V129H151ZM168 130H169V129H168ZM198 130H199V129H198ZM33 131L35 132V130H33ZM58 131H59V130H58ZM70 131H71V130H70ZM73 131H74V130H73ZM114 131H116V130L114 129ZM145 131H146V130H145ZM154 131H155V128H154L153 131H151V133L154 132ZM163 131H164V130H163ZM166 131H167V130H166ZM166 131H165V132H166ZM175 131H176V128H175ZM185 131H186V130H185ZM194 131H195V130H194ZM202 131H203V129H202ZM209 131H210V130H209ZM232 131H233V130H232ZM6 132H7V131H6ZM13 132H14V130H13ZM23 132H25V133L22 134V135L25 137V135H26V130L23 131ZM23 132H22V133H23ZM28 132H27V134L29 135ZM40 132H41V131H40ZM40 132H39V133H40ZM44 132H46V131L44 130ZM74 132H75V131H74ZM81 132H82V131H81ZM86 132H85V133H86ZM110 132H111V131H110ZM123 132H125V131H121L120 134L124 135ZM148 132H149V131H148ZM156 132H157V131H156ZM167 132H168V131H167ZM167 132H166V134L169 135ZM205 132H206V131H205ZM205 132H203V133H205ZM215 132H216V131H215ZM258 132H259V130H258ZM7 133H8V132H7ZM35 133H36V132H35ZM42 133H43V132H42ZM46 133H47V132H46ZM58 133H60V132H58ZM68 133H69V132H68ZM103 133H104V131H103ZM106 133H107V132H105V134H106ZM144 133H145V132H144ZM146 133H147V132H146ZM169 133H170V132H169ZM197 133H198V132H197ZM17 134H18V133H16V135H17ZM61 134H62V133H61ZM61 134H59V135L61 136ZM63 134H64V131H63ZM65 134H67V131H66V130H65ZM73 134H74V133H73ZM79 134H80V133H79ZM82 134H83V133H82ZM105 134H104V135H105ZM107 134L109 135V133H107ZM116 134H118V133L116 132ZM116 134H114V135H116ZM125 134H126V132H125ZM137 134H138V133H137ZM139 134H140V133H139ZM152 134H153V133H152ZM152 134H147V135L150 136V135H152ZM156 134H157V133H156ZM183 134H184V133H183ZM185 134H186V133H185ZM192 134H193V133H192ZM226 134L228 135V133H226ZM234 134H236V133H234ZM234 134H233V135H234ZM18 135H19V137L21 136V134H18ZM36 135H37V133L35 134V136H36ZM42 135H43V134H42ZM59 135H57V136H59ZM75 135H76V134H75ZM102 135H103V134H102ZM104 135H103V137L101 136V138H102L101 141H100L101 143L99 142V140H97V144H98V142H99V145H98V146L96 145V147H99V150H97V149L95 150V149H94V151H92V153H93V152H96V151H100V149L105 148V146L108 144V143H107V140H108L110 137L108 138V137H107L108 135H107V136L105 135V136L107 137V138H106ZM122 135H121V137H124V136H125V135H124V136H122ZM142 135H143V134H142ZM142 135H140V136H142ZM159 135H160V134H159ZM159 135H158V136H159ZM174 135H175V134H174ZM176 135H177V134H176ZM195 135H196V133H195ZM211 135L213 136L212 133H211ZM211 135H210V136H211ZM215 135H216V134H215ZM220 135H221V134H220ZM32 136L34 137V135L31 133L29 137L31 138ZM66 136H67V135H66ZM66 136H64V137H66ZM70 136H71V134H70ZM119 136H120V135H119ZM130 136H133V135L130 134ZM138 136H139V135H138ZM140 136H139V137H140ZM154 136H156V135L154 134ZM229 136H230V132H229ZM231 136H232V135H231ZM10 137H11V136H10ZM79 137H80V136H79ZM79 137H78V139H79ZM117 137H118V136H117ZM133 137H134V136H133ZM143 137H144V136H143ZM143 137H141V138H143ZM159 137H160V136H159ZM191 137H192V136H191ZM191 137H190V138H191ZM194 137H195V136H193V138H194ZM15 138H16V137H15ZM17 138H18V137H17ZM22 138H23V137H22ZM25 138H26V137H25ZM40 138H42V137L40 136ZM45 138H46V137H45ZM52 138H53V137H52ZM52 138H50V139H52ZM67 138H68V137H67ZM72 138H73V136H72ZM74 138H75V137H74ZM84 138H85V137H84ZM115 138H116V137H115ZM137 138H138V137H137ZM141 138H140V139H141ZM154 138H155V137H154ZM174 138H175V137H174ZM188 138H189V137H188ZM198 138H199V137H198ZM208 138H209V136H208ZM217 138H218V137H217ZM231 138H232V137H231ZM233 138H234V137H233ZM239 138H240V137H239ZM251 138H252V137H251ZM9 139H11V138H9ZM18 139H19V138H18ZM18 139H17V140H18ZM26 139H27V140L29 139L28 136H27ZM33 139H35V138H33ZM53 139H54V138H53ZM56 139H57V138H56ZM59 139H60V137H59ZM59 139H58V140H59ZM123 139H124V138H123ZM128 139H129V138H128ZM140 139H139V140H140ZM157 139H158V138H157ZM157 139H156V140H157ZM175 139H176V138H175ZM175 139H174V141H175ZM226 139H227V138H226ZM11 140H12V139H11ZM19 140H20V139H19ZM27 140L24 141V140L22 139L21 141H24V142H26V144H27ZM31 140H32V138H31ZM35 140H36V139H35ZM39 140H40V139H39ZM42 140H43V139H42ZM44 140H45V139H44ZM60 140H61V139H60ZM62 140H63V139H62ZM69 140H70V139H69ZM85 140H86V139H85ZM112 140H113V138H112ZM137 140H138V139H137ZM137 140H136V141H137ZM151 140H152V139H151ZM166 140H167V139H166ZM197 140H198V139H197ZM51 141H52V140H51ZM63 141H64V140H63ZM109 141H110V140H109ZM109 141H108V142H109ZM115 141H116V139H115ZM115 141H111V142L114 143ZM121 141H122V140H121ZM149 141H150V139H149ZM170 141H171V140H170ZM179 141H180V140H178V143H180ZM187 141H188V140H187ZM228 141H229V138H228ZM235 141H237V140H235ZM247 141H249V140H247ZM13 142H15V141H13ZM38 142H39V141H38ZM42 142H44V141H42ZM49 142H50V140H48L47 143H49ZM54 142H55V141H54ZM61 142H62V141H61ZM61 142H60V144H61ZM70 142H71V141H69V144H71ZM74 142H75V141H74ZM74 142H73V144H74ZM126 142H128V140H127ZM132 142H134V140H132ZM160 142H161V139H160ZM167 142H168V141H166V142H164V143L166 144ZM181 142H182V141H181ZM184 142H185V140H184ZM184 142H183V143H184ZM21 143H22V142H21ZM32 143H34V140L32 141ZM118 143H119V142H118ZM137 143H138V142H137ZM139 143L141 144V142H139ZM153 143H154V142H152V144H151V143H150V144L153 145ZM157 143H158V142H157ZM176 143H177V142H176ZM194 143H195V142H194ZM202 143H203V142H202ZM215 143H216V142H215ZM230 143H231V142H230ZM237 143H238V141H237ZM240 143H241V142H240ZM246 143H247V142H246ZM250 143H252V142L250 141ZM26 144H25V145H26ZM52 144H53V143H52ZM57 144H59V143L57 142ZM57 144H56V145H57ZM60 144H59V145H60ZM65 144H66V143H65ZM114 144L117 146L116 143H114ZM114 144H111V145L115 146ZM133 144H134V143H133ZM140 144H137V145L139 146ZM143 144H144V143H143ZM155 144H156V143H155ZM160 144L163 145V142L160 143ZM228 144H229V143H228ZM233 144H234V143H233ZM233 144H232V145H233ZM29 145H30V144H29ZM32 145H33V144H32ZM59 145H58V146H59ZM63 145H64V144H63ZM148 145H149V144H148ZM167 145H168V144H167ZM174 145H175V144H174ZM174 145H173V146H174ZM185 145H186V143H185ZM192 145H193V144H192ZM232 145H231V146H232ZM235 145H236V143H235ZM237 145H238V144H237ZM237 145H236V146H237ZM242 145H243V143H242ZM242 145L240 144L239 146H242ZM253 145H254V144H253ZM15 146H17V143H16ZM68 146H69V145H68ZM70 146H71V145H70ZM113 146H112V147L110 146V150H111V148L114 149V148L116 147V146H115V147H113ZM135 146H136V144H135ZM143 146H144V145H143ZM143 146L141 145V147H143ZM154 146L156 147V145H153V147H152V146H151V147L154 148ZM163 146H164V145H163ZM194 146H195V145H194ZM207 146H208V145H207ZM7 147H8V146H7ZM19 147H20V146H19ZM27 147H28V146H27ZM34 147H35V145H34ZM34 147L32 146V149H34ZM41 147H42V146H41ZM41 147H40V148H41ZM158 147H159V146H158ZM188 147H189V146H188ZM196 147H197V145H196ZM199 147H200V146H199ZM228 147H229V146H228ZM233 147H234V145H233ZM35 148H36V147H35ZM40 148H39V149H40ZM51 148H52V147H51ZM56 148H57V147H56ZM62 148H63V147H62ZM66 148H67V147H66ZM72 148H73V147H72ZM119 148H120V147H119ZM139 148H140V147H139ZM146 148H147V147H146ZM159 148H160V147H159ZM163 148H164V147H163ZM163 148H162V149H163ZM229 148H230V147H229ZM234 148H235V147H234ZM253 148H254V147H253ZM32 149H30V150H32ZM132 149H133V148H132ZM140 149H142V148H140ZM143 149H144V148H143ZM150 149H151V148H150ZM165 149H166V148H165ZM169 149H170V148H169ZM183 149H184V148H183ZM185 149H187V147H185ZM196 149H199V148H196ZM212 149H214V148H212ZM232 149H233V148H232ZM239 149H240V148H239ZM247 149H248V148H247ZM6 150H7V148H6ZM30 150H29V151H30ZM40 150H41V149H40ZM58 150H59V149H58ZM62 150H64V151L67 152V149H66V150H65V149H62ZM71 150H72V149H71ZM71 150H70V148L68 149L69 152H70ZM106 150H108V149H106ZM125 150H126V149H125ZM128 150H130V149L128 148ZM137 150H138V149H137ZM156 150H157V148H156ZM156 150L153 151V153L156 152ZM159 150H160V149H159ZM175 150H176V149H175ZM193 150H194V149H193ZM214 150H215V149H214ZM230 150H231V149H230ZM235 150L237 151L236 148H235ZM8 151H9V149H8ZM8 151H7V153H9ZM17 151H18V149H17ZM32 151H34V150H32ZM37 151H38V150H36V152H37ZM52 151H55V148H53ZM132 151H136V150H130V151H129V152H131L130 155H131V154H132V155L135 154V152L132 153ZM164 151H165V150H164ZM177 151H178V150H177ZM197 151H198V150H197ZM197 151H196V153H197ZM207 151H208V150H207ZM39 152H40V151H39ZM39 152H37V153H39ZM60 152H61V151H60ZM100 152H101V151H100ZM114 152H115V151H114ZM148 152H149V151H147L146 153H148ZM162 152H163V150H162ZM181 152H182V151H181ZM217 152H218V151H217ZM237 152H238V151H237ZM240 152H241V151H240ZM243 152H244V151H243ZM243 152L240 153V154H244ZM262 152H263V151H262ZM1 153H2V152H1ZM1 153H0V154H1ZM25 153H26V152H25ZM45 153H46V152H45ZM47 153L49 154L50 151L47 152ZM72 153H73V152H72ZM92 153H91V154H92ZM97 153H99V152H96V153H95V154H96V158H94L95 155H93V156H94L93 158H92V155H90V156H89L90 160H91V158L97 160ZM126 153H127V152H126ZM136 153H137V152H136ZM139 153H140V152H139ZM146 153H145V154H146ZM149 153H150V152H149ZM163 153H164V152H163ZM166 153H167V152H166ZM200 153H201V152H200ZM245 153H246V152H245ZM249 153H250V151H249ZM3 154H4V152H3ZM10 154H11V153H10ZM20 154H22V153H20ZM31 154H32V153H31ZM31 154H29V155H31ZM48 154H46V155H48ZM51 154H52V153H51ZM60 154H61V153H60ZM64 154H65V153H64ZM66 154H68V152H67ZM101 154H102V152H101ZM106 154H107V152H106ZM112 154H113V153H112ZM124 154H125V153H124ZM145 154H144V155H145ZM151 154H152V153H150L149 155L151 156ZM157 154H158V151H157ZM173 154H174V153H173ZM180 154H181V153H180ZM183 154H184V153H183ZM230 154H231V153H230ZM25 155H26V154H25ZM49 155H50V154H49ZM49 155H48V156H49ZM53 155H54V154H53ZM53 155H52V157H53ZM61 155H62V154H61ZM68 155H70V154H68ZM71 155H72V154H71ZM115 155H117V153H116ZM130 155H128V156H130ZM137 155H138V154H137ZM167 155H168V154H167ZM186 155H187V154H186ZM198 155H199V152H198ZM198 155H197V159L200 158V157L198 158ZM202 155H203V154H202ZM262 155H263V153H262ZM262 155H261V157H262ZM4 156H5V155H4ZM6 156H7V155H6ZM32 156H33V155H32ZM65 156H66V155H65ZM105 156H106V155H105ZM154 156H155V155H154ZM163 156H164V155H163ZM173 156H175V154H174ZM173 156H172V157H173ZM178 156H179V155H178ZM210 156H211V155H210ZM210 156H209V157H210ZM10 157H11V156H10ZM33 157H34V156H33ZM45 157H46V156H45ZM61 157H62V156H61ZM106 157H107V156H106ZM106 157H105V158H106ZM108 157H110V156H108ZM108 157H107V158H108ZM111 157H112V156H111ZM111 157H110V159H111ZM142 157H143V155H142ZM148 157H149V156H148ZM152 157H153V156H152ZM180 157H181V159H182V156H180ZM184 157H185V156H184ZM206 157H208V156H206ZM209 157H208V158H209ZM232 157H233V156H232ZM1 158L3 159V156H1ZM1 158H0V159H1ZM26 158H27V156H26ZM39 158H40V157H39ZM39 158L36 159L38 164H39V162H38V161H39ZM65 158H66V157H65ZM73 158H74V157H73ZM140 158H141V157H140ZM157 158H158V157H157ZM157 158H155V159L157 160ZM194 158H195V156H194ZM233 158L236 159L235 157H233ZM247 158L251 159L250 157H247ZM2 159H1V161L4 160V159H3V160H2ZM6 159H7V158H6ZM27 159H28V158H27ZM34 159H35V158H34ZM34 159H33V160H34ZM53 159H54V158H53ZM69 159H70V157H69ZM69 159H68V161H69ZM98 159H99V158H98ZM112 159H113V158H112ZM119 159H120V158H119ZM128 159H129V158H128ZM131 159H132V158H131ZM136 159H137V156H136ZM144 159H146V158L144 157L143 160H144ZM152 159H154V157H153ZM155 159H154V160H155ZM171 159H172V158H171ZM188 159H189V157H188ZM202 159H203V156H202ZM214 159H215V158H214ZM254 159H255V158H254ZM29 160H30V159H29ZM46 160H47V159H46ZM86 160H88V159L86 158ZM86 160H85V161H86ZM104 160H105V159H104ZM148 160H149V159H148ZM158 160H159V159H158ZM164 160H165V159H164ZM192 160H193V159H192ZM204 160H205V158H204ZM220 160H221V157H220ZM220 160H219V162H220ZM4 161H5V160H4ZM23 161H25V162L23 163V164H25V163H26V160L24 159ZM34 161H35V160H34ZM44 161H45V160H43L42 162H44ZM92 161H93V160L90 161L91 164H92ZM94 161H95V160H94ZM115 161H117V160H115ZM122 161H123V160H122ZM137 161H138V159H137ZM145 161H146V160H145ZM151 161H152V160H151ZM159 161H160V160H159ZM169 161H170V160H169ZM175 161H176V160H175ZM189 161H190V160H189ZM195 161H196V160H195ZM198 161H199V160H198ZM202 161H203V160H202ZM207 161H209V159H207ZM226 161H227V160H226ZM226 161H225V162H226ZM245 161L248 162V160H246V159H245ZM249 161H250V160H249ZM20 162H21V161H20ZM49 162H50V161H49ZM64 162H65V161H64ZM107 162H108V160H107ZM118 162H119V161H117V163H118ZM124 162H125V161H124ZM132 162H133V160H132ZM142 162H143V161H142ZM142 162H141V163H142ZM156 162H157V161H156ZM163 162H164V161H163ZM171 162H172V161H171ZM196 162H197V161H196ZM233 162H234V161H233ZM236 162H237V161H236ZM1 163H2V162H1ZM3 163H4V162H3ZM5 163H7V161H6ZM11 163H12V161H11ZM11 163H10V164H11ZM114 163H115V162H114ZM130 163H131V162H130ZM130 163H129V164H130ZM137 163H138V162H137ZM139 163H140V162H139ZM145 163H146V165H147V162H145ZM168 163H169V162H168ZM168 163H167V164H168ZM174 163H175V162H174ZM177 163H178V162H177ZM180 163H181V162H180ZM197 163H198V162H197ZM204 163H205V162H204ZM250 163H251V162H250ZM250 163H249V164H250ZM255 163H256V162H255ZM40 164H41V163H40ZM60 164H61V163H60ZM111 164H112V163H111ZM134 164H136V163H134ZM228 164H229V163H228ZM43 165H44V164H43ZM51 165H52V164H51ZM82 165H83V164H82ZM104 165L106 166V162H105ZM104 165H102V166L104 167ZM114 165H116V164H114ZM117 165H118V164H117ZM151 165H152V164H151ZM157 165H158V164H157ZM168 165H169V164H168ZM175 165H177V164L175 163L174 166H175ZM184 165H185V164H184ZM198 165H199V164H198ZM205 165L207 166V169H208L209 166H208L207 164H205ZM205 165H203V166H205ZM226 165H227V164H226ZM229 165H230V164H229ZM250 165H251V164H250ZM3 166H4V165H3ZM14 166H16V165H14ZM28 166H29V164H28ZM36 166H37V165H36ZM36 166H35V167H36ZM44 166H45V168H44V167L39 168V166L37 167V168L40 169V170L37 172V175H38V177H39V178H38L39 181H38V179H37V181L40 182L41 184L44 183V178L47 177V176L49 177V175H50V174L52 173V171H53V170H51V173H50V171H48V170L46 169V165H44ZM66 166H67V164H65V168H66ZM68 166H69V165H68ZM77 166H78V165H77ZM93 166H94V165H93ZM107 166H108V165H107ZM118 166H119V165H118ZM118 166H117V167H118ZM120 166L122 167V165H120ZM138 166H139V164H138ZM140 166H141V165H140ZM140 166H139V167H140ZM174 166H173V167H174ZM188 166H189V165H188ZM192 166H194V164H193ZM214 166H215V165H214ZM214 166H213V167H214ZM216 166H217V165H216ZM263 166H264V157L260 160V162L258 163V166L254 167V168L251 170V172L247 175L246 178L244 177V178H245L244 181H243L240 185H238V187H236L235 189H233L234 191H233V194L231 195V198H232V196L234 197V195L238 194V192H239L244 186H248V184H251V186L254 187V186L257 184V181L259 180V176H258L257 174H258V172H259L260 170H262V167H263ZM4 167H5V166H4ZM98 167H99V166H98ZM108 167H109V166H108ZM117 167H116V168H117ZM126 167H127V164H126ZM146 167H147V166H146ZM157 167H158V166H157ZM157 167H156V168H157ZM160 167H161V166H160ZM160 167H159V169H160ZM167 167H168V166H167ZM189 167H190V166H189ZM194 167H195V166H194ZM194 167H193V168H194ZM197 167H198V166H197ZM201 167H202V166H201ZM219 167H220V166H219ZM226 167H227V166H226ZM235 167H236V166H235ZM248 167H249V166H248ZM257 167H258V168H257ZM6 168H7V167H6ZM23 168L25 169L24 171H26V168H25V167H23ZM23 168H22V169H23ZM43 168H44V169H43ZM58 168H59V167H58ZM92 168H96V167H92V166H91V168H89V169L91 170ZM99 168H100V167H99ZM116 168H115V169H116ZM133 168H134V167H133ZM144 168H145V167H144ZM175 168H177V167H175ZM204 168H205V167H204ZM204 168H203V169H204ZM230 168H231V167H230ZM232 168H233V167H232ZM232 168H231V169H232ZM27 169H28V167H27ZM53 169H54V168H53ZM60 169H61V168H60ZM74 169H76L75 166L71 168L69 178H67L66 180H64V182H63V186H62L63 189H67V187H68L69 184H70V181H72L71 176H73V173H75V172H74ZM86 169H87V168H86ZM100 169L102 170V168H100ZM119 169H122V168H119ZM123 169H124V168H123ZM123 169H122V170H123ZM167 169H168V168H167ZM172 169H173V171L175 170L174 168L171 167V170H169V171H172ZM185 169H186V167H185ZM189 169H191V168H189ZM210 169H212V168H210ZM228 169H229V168H228ZM248 169H250V167H249ZM2 170H3V169H2ZM14 170H15V169H14ZM28 170H29V169H28ZM49 170H50V169H49ZM54 170H56V169H54ZM92 170H93V169H92ZM96 170H97V169H96ZM101 170H100V171H101ZM116 170H118V169H116ZM131 170H132V169H131ZM133 170H135V168H134ZM140 170H141V169H139V171H140ZM148 170H149V169H148ZM205 170H206V169H205ZM219 170H220V169H219ZM8 171H9V170H8ZM30 171H31V170H30ZM59 171H60V170H59ZM100 171H99L98 173H100ZM146 171H147V170H146ZM150 171H151V170H150ZM156 171H157V170H156ZM190 171H191V170H190ZM193 171H194V173L196 172L195 169H193ZM210 171H213V170H210ZM234 171H235V170H234ZM234 171H233V172H234ZM239 171H240V170H239ZM13 172H14V171H13ZM34 172H35V171H34ZM34 172H33V173H34ZM84 172H85V171H84ZM91 172H92V171H91ZM94 172H95V171H94ZM101 172H102V175H103V174H104L103 171H101ZM135 172H136V171H135ZM160 172H161V171H160ZM160 172H159V173H160ZM174 172H175V171H174ZM188 172H189V171H188ZM188 172H187V173H188ZM207 172H208V170H207ZM229 172H230V170H229ZM233 172H232V173H233ZM21 173H22V172H21ZM159 173H158V175H159ZM168 173H169V172H168ZM187 173H186V175H187ZM189 173H190V172H189ZM196 173L198 174V172H196ZM7 174H8V173H7ZM10 174H11V173H10ZM86 174H87V173H86ZM94 174H96V173H94ZM107 174H108V173H107ZM122 174H123V173H122ZM149 174H150V173H149ZM149 174H148V175H149ZM151 174H152V173H151ZM151 174H150V175H151ZM163 174H165V171H164ZM211 174H213V173H211ZM14 175H15V174H14ZM17 175H18V174H17ZM27 175H28V174H27ZM33 175H34V174H33ZM59 175L61 176V174H59ZM87 175L89 176V173H88ZM87 175L83 176V174L80 173L78 179H80V181H81V179H84L85 177H87ZM104 175H105V174H104ZM110 175H111V173H110ZM110 175H106V176L109 177ZM146 175H147V174H146ZM158 175H157V176H158ZM168 175H169V174H168ZM170 175H171V174H170ZM172 175H173V173H172ZM191 175H192V174H191ZM228 175H229V174H228ZM243 175H244V174H243ZM51 176H52L51 179L54 181V184L56 185V183H58V185H59V182H60L61 180H59V182H58V179H59V178H57L58 173H57V176H55V173L52 174ZM60 176H59V177H60ZM76 176H77V175H76ZM94 176H95V175H94ZM98 176H101V175L99 174ZM98 176L96 175L95 178L98 177ZM155 176H156V175H155ZM161 176H162V175H161ZM166 176H167V175H166ZM205 176H206V175H205ZM211 176H212V175H211ZM230 176H232V175L230 174ZM90 177H91V176H90ZM90 177H88V178H90ZM113 177H115V175H114ZM113 177H112V175H111V180L113 179ZM131 177H133V175H132ZM178 177H179V175H178ZM188 177H189V176H188ZM207 177H208V176H207ZM236 177H237V176H236ZM256 177H257V178H256ZM3 178H4V177H3ZM11 178H12V176H11ZM35 178H36V176H35ZM148 178H149V177H148ZM162 178H163V177H162ZM168 178H170V176H169ZM183 178H184V177H183ZM190 178H191V177H190ZM209 178H211V177H209ZM232 178H233V177H232ZM18 179H20V178L18 177ZM23 179H24V178H23ZM25 179H26V178H25ZM31 179H32V176H31ZM33 179H34V178H33ZM86 179H87V178H86ZM109 179H110V177H109ZM125 179H126V178H125ZM139 179H140V178H139ZM163 179H164V178H163ZM165 179H166V178H165ZM206 179H207V178H206ZM215 179H216V178H215ZM225 179H227V178H225ZM255 179H257V180H255ZM8 180H9V179H8ZM26 180H27V179H26ZM48 180H49V179H48ZM56 180H57V181H56ZM87 180H89V179H87ZM87 180H86V181H87ZM90 180H91V178H90ZM95 180H96V179H95ZM118 180H119V177H118ZM118 180L114 181V183L110 182L109 184L112 183L113 185H115V183H116ZM129 180H130V184H131L132 188H135V187H133V186L135 185V183H134V179H133V178H130ZM140 180H141V179H140ZM140 180H139V182H140ZM151 180H153V178H151ZM159 180H160V179H159ZM177 180H179V178H178ZM183 180L186 181V178L183 179ZM183 180H182V181H183ZM213 180H214V179H213ZM11 181H12V180H11ZM11 181H10V182H11ZM19 181H20V180H19ZM33 181H35V180H33ZM49 181L51 182V180H49ZM80 181H79V182H80ZM86 181L84 180V182H86ZM137 181H138V180H137ZM148 181H149V180H148ZM155 181H157V180H155ZM166 181H167V180H166ZM169 181H170V180H169ZM169 181H168V183H169ZM172 181H173V179H171V184H173ZM175 181H176V180H175ZM234 181H235V180H234ZM241 181H242V180H241ZM82 182H83V180H82ZM95 182H97V181H95ZM128 182H129V181H127V183H128ZM159 182H160V181H159ZM183 182H184V181H183ZM190 182H192V181L190 180ZM214 182H216V181H214ZM214 182H213V183H214ZM223 182H224V181H223ZM226 182H227V180H226ZM228 182H229V181H228ZM0 183H1V182H0ZM8 183H9V182H8ZM20 183H21V182H20ZM20 183H19V185H20ZM33 183H34V182H33ZM46 183H47V181H46ZM71 183H72V182H71ZM86 183H88V181H87ZM93 183H94V182H93ZM93 183H92V185H93ZM103 183H105V182L103 181ZM106 183L108 184V182H106ZM106 183H105V184H106ZM117 183H119V182H117ZM122 183H123V182H122ZM168 183H167V184H168ZM207 183H208V182H207ZM218 183H219V181H218ZM233 183H234V182H233ZM233 183H232V184H233ZM41 184H40V186H41ZM49 184H50V183H49ZM52 184H53V182H52ZM89 184H90V183H89ZM124 184H125V183H124ZM124 184H123V185H124ZM164 184H165V181H164ZM164 184H163V185H164ZM177 184H178V182L176 181V185H177ZM188 184H189V183H188ZM188 184H187V182H186V186H187ZM222 184H224V183H222ZM226 184H227V183H226ZM5 185H6V184H5ZM43 185H44V184H43ZM47 185H48V184H47ZM47 185H44V186L47 187ZM78 185H79V184H78ZM78 185L76 186V188L78 187ZM87 185H88V184H87ZM92 185H91V188H93ZM117 185H118V184H117ZM125 185H126V184H125ZM125 185H124V187H128V186H125ZM148 185H149V184H148ZM156 185H157V184H156ZM159 185H160V184H159ZM214 185H215V183H214ZM24 186H25V185H24ZM35 186H37V185L35 184ZM106 186H107V185H106ZM109 186H110V185H109ZM115 186H116V185H115ZM186 186H185V188H186ZM224 186H225V184H224ZM224 186H223V187H224ZM232 186H233V185H232ZM234 186H235V185H234ZM19 187L21 188V186H19ZM33 187H34V186H33ZM58 187H59V186H58ZM116 187H117V186H116ZM124 187H123V188H124ZM153 187H154V186H153ZM170 187H171V185H170ZM187 187H188V186H187ZM189 187L191 188L190 185H189ZM189 187H188V188H189ZM257 187H258V186H257ZM259 187H260V186H259ZM35 188H36V187H35ZM39 188H40V187H39ZM43 188H44V187H43ZM50 188H51V185H50ZM59 188H60V187H59ZM78 188H79V187H78ZM82 188H83V187H82ZM84 188H86V187H84ZM94 188H95V187H94ZM98 188H99L100 190H101V189L103 190V189H104V186L102 185V188H101V187H98ZM132 188H131V190H132ZM137 188H138V187H137ZM151 188H152V187H151ZM190 188H189V189H190ZM200 188H201V187H200ZM207 188H208V187H206V189H207ZM2 189H3V188H2ZM7 189H8V187H7ZM30 189H31V187H30ZM30 189H29V190H30ZM32 189H34V188H32ZM40 189H42V188H40ZM96 189H97V188H96ZM111 189H112V188H111ZM128 189H129V188H128ZM128 189H127V191H128ZM138 189H139V188H138ZM156 189H157V188H156ZM163 189H164V188H163ZM182 189H184V187H183ZM189 189H188V191H189ZM194 189H195V188H194ZM208 189H209V188H208ZM249 189H250V188H249ZM0 190H1V189H0ZM29 190H28V191H29ZM34 190H35V189H34ZM51 190L56 191V190L54 189V186H53V189H51ZM79 190H80V192H81V189H79ZM79 190L76 189V190H74V192H75V191H78V192H79ZM135 190H137V189H135ZM140 190H141V188H140ZM148 190H149V189H147V191H148ZM152 190H153V189H152ZM186 190H187V189H186ZM43 191H45V190L43 189ZM82 191H83V190H82ZM89 191H90V190H89ZM97 191H99V190H97ZM125 191H126V188H125ZM159 191H160V190H159ZM29 192H30V191H29ZM99 192H100V191H99ZM123 192H124V191H123ZM128 192H129V191H128ZM137 192H138V191H137ZM149 192H150V190L148 191V193H149ZM173 192H174V191H173ZM244 192H246V191H244ZM6 193L8 194L7 190H6ZM32 193H34V192H32ZM32 193H31V194H32ZM35 193H36V191H35ZM35 193L33 194V196H31V200H32V201H33L34 199H36V197L38 196V195H35ZM47 193H48V192H47ZM65 193H66V192H65ZM107 193H108V192H107ZM117 193H118V191H117ZM117 193H116L115 195H113V196H117ZM121 193H122V192H121ZM139 193H140V192H139ZM183 193L185 194L184 191H183ZM187 193H188V192H187ZM202 193H204V192L202 191ZM220 193H221V192H219V194H220ZM250 193H251V192H250ZM252 193H253V192H252ZM29 194H30V193H29ZM60 194H62V192H61ZM66 194H67V193H66ZM76 194H77V193H76ZM87 194H89L88 191H87ZM87 194H84V193H83V195H85V197L88 196ZM109 194L111 195L110 192H109ZM157 194H158V193H157ZM162 194H163V193H162ZM171 194H172V193H171ZM175 194H176V193H175ZM175 194H174V196H175ZM206 194H207V193H206ZM208 194H209V193H208ZM208 194H207V195H208ZM219 194H218V195H219ZM0 195H1V194H0ZM39 195H40V192H39ZM41 195H42V194H41ZM48 195H49V194H48ZM68 195H69V194H68ZM74 195H75V194H74ZM80 195H81V194H80ZM93 195H94V194H93ZM93 195H92V196H93ZM99 195H100V193H99ZM99 195H96V196L98 197ZM106 195H107V194H106ZM110 195H109V196H110ZM132 195H134V194H132ZM154 195H155V193H154ZM182 195H183V194H182ZM203 195H204V194H202L201 196H203ZM218 195H217V196H218ZM228 195H229V194H228ZM259 195H260V193H259ZM259 195H258V196H259ZM51 196H52V195H51ZM89 196H90V195H89ZM103 196H104V195H103ZM122 196H123V194H122ZM122 196H120V197H122ZM176 196H177V194H176ZM176 196H175V197H176ZM211 196H212V195H211ZM211 196H210V197H211ZM38 197H39V196H38ZM40 197H41V196H40ZM67 197H68V196H67ZM73 197H74V196H73ZM85 197H84V198H85ZM99 197H100V196H99ZM156 197H157V196H156ZM156 197L154 196V198H156ZM169 197H170V196H169ZM169 197H166V198H169ZM172 197H173V195H172ZM187 197H188V196H187ZM203 197H204V196H203ZM205 197H207V196H205ZM220 197H221V195H220ZM8 198H9V196H8ZM45 198H46V197H45ZM45 198H43V199H45ZM49 198H52V197H49ZM49 198H48V199H49ZM68 198H69V197H68ZM68 198H67V199H68ZM78 198H79V196H78ZM78 198H77V199H78ZM84 198H83V199H84ZM93 198H94V196H93ZM93 198H91V199L93 200ZM103 198H104V197H103ZM149 198H151V197H149ZM154 198H153V199H154ZM170 198H171V197H170ZM173 198H174V197H173ZM173 198H172V199H173ZM176 198H177V197H176ZM176 198H175V199H176ZM195 198H197V197L195 196ZM214 198H215V197H214ZM263 198H264V197H263ZM0 199H1V198H0ZM60 199H61V198H60ZM79 199H80V198H79ZM83 199H82V200H83ZM112 199H113V198H112ZM147 199H148V197L146 198V200H147ZM175 199H173V200H175ZM183 199H184V197H183ZM217 199H218V198H217ZM11 200H12V199H11ZM23 200H24V198H23ZM31 200H30V201H31ZM37 200H38V199H37ZM82 200H81V201H82ZM89 200H90V199H89ZM99 200H100V199H99ZM115 200H116V199H115ZM143 200H144V199H143ZM189 200H190V199H189ZM189 200H188V201H189ZM199 200H200V199H199ZM212 200H213V199H212ZM224 200H225V199H224ZM224 200H223V201H224ZM232 200H233V198H232ZM1 201H2V200H1ZM41 201H42V198H41ZM67 201H69V200H67ZM96 201H97V200H96ZM138 201H139V199L136 200L135 198H129V199H123V200L121 199V200H119V203L122 204V205L125 204V207H127L128 209L133 210L135 204L137 205ZM153 201L156 202V200H153ZM166 201H167V200H166ZM188 201H187V202H188ZM194 201H195V200H194ZM202 201H204V199H203ZM218 201H219V200H218ZM230 201H231V200H230ZM235 201H236V200H235ZM237 201H238V200H237ZM8 202H9V201H8ZM25 202H26V199H25ZM46 202H47V201H46ZM53 202H54V201H53ZM58 202H59V201H58ZM61 202H62V201H61ZM77 202H78L77 204H79V201H77ZM83 202H85V201H83ZM90 202H91V204H92V201H90ZM90 202H87V203L90 204ZM103 202H104V200H103ZM103 202H102V203H103ZM105 202H106V201H105ZM114 202H115V201H114ZM178 202H179V204H180V201H178ZM190 202H191V201H190ZM196 202H198V201H196ZM212 202H213V201H212ZM214 202H215V201H214ZM0 203H1V202H0ZM18 203H19V202H18ZM33 203H34V201H33ZM48 203H49V200H48ZM48 203H47V204H48ZM67 203H68V202H67ZM71 203H72V201H71ZM80 203H81V202H80ZM111 203H112V202H111ZM176 203H177V202H176ZM203 203H204V202H203ZM206 203H207V202H206ZM216 203H217V202H216ZM216 203H215V205H216ZM27 204H31V203H27V202H26V205H27ZM35 204H36V203H35ZM41 204H42V203H41ZM47 204H46V205H47ZM56 204H58V203H56ZM77 204H76V205H77ZM82 204L85 205L86 202H85V204H84V203H82ZM151 204H152V203H151ZM189 204H190V203H189ZM233 204H236V203L233 202ZM2 205H3V204H1V206H2ZM37 205H38V204H37ZM39 205H40V204H39ZM67 205H68V204H67ZM93 205H94V203L92 204V206H93ZM104 205H105V203H104ZM109 205H110V204H109ZM165 205H166V203H165ZM172 205H173V204H172ZM203 205H204V204H203ZM229 205H230V202L225 201V202L222 203V205H221L222 208H221V209H225V210H226V209L229 208ZM240 205H241V204H240ZM242 205H243V204H242ZM4 206H5V205H4ZM24 206H25V203H24ZM24 206H23V207H24ZM34 206H35V205L33 204L32 208H34V209H32V210H31V209L29 210V209L27 208L28 211H31V213H29L30 217H29V216L26 217V221L29 222V228H28L29 231H28V232L25 231V232H26L25 234H27V235H25V237H26V236L28 237L27 242H25V241H21V240H19V239H17V241H16V240H15V237H13V239H11L12 241L10 242V244H9V248H8V256H7L8 258L5 257V258L7 259V261H9V264H47L46 261H45V256H46V255L43 253V252H45V251H44V248L41 249L43 246L40 248V245L38 244L39 241H40L39 238H40V236H41L42 234L40 235V234L38 233L37 228H38V224H39V222H40V220H39L40 217H41V221H42V218H43L44 220H47V214H46L47 212L45 213V209H47V208H49V207L46 208V207L44 206V207H45V208H44V207L41 205V206H42V211H41V209H40V211H39L38 209H39L41 206H40L38 209H37L36 207H34ZM51 206H52V205H51ZM59 206H61V205H59ZM70 206H71V204H70ZM70 206H68V207L70 208ZM86 206H87V205H86ZM92 206H91V208H92ZM166 206H167V205H166ZM183 206L185 207L184 202H183ZM190 206H191V205H190ZM210 206H211V205H210ZM213 206H214V205H213ZM244 206H246L245 203H244ZM244 206H243V207H244ZM12 207H13V206H12ZM25 207H26V206H25ZM56 207H57V206H56ZM56 207L54 206V208H56ZM77 207H78V206H77ZM95 207H97V206H95ZM95 207H94V208H95ZM104 207H105V206H104ZM104 207H103V208H104ZM107 207H108V206H106L105 209H107ZM109 207H110V206H109ZM194 207H196V206H194ZM208 207H209V206H208ZM216 207H217V206H216ZM243 207H242V208H243ZM29 208H30V207H29ZM58 208H59V207H58ZM69 208H68V209H69ZM74 208H75V206H74ZM87 208L91 209L90 207H87ZM98 208H99V207H98ZM98 208H97V209H98ZM120 208H121V207H120ZM148 208H149V207H148ZM165 208H166V207H165ZM171 208H172V207H171ZM174 208H175V207H174ZM191 208H192V207H191ZM234 208H235V205H234ZM16 209H17V207H16ZM23 209H25V208H23ZM23 209H22V210H23ZM52 209H53V207H52ZM59 209H60V208H59ZM77 209H78V208H77ZM81 209L83 210V208H81ZM81 209H80V210H81ZM92 209H93V208H92ZM101 209H102V208H99V210H101ZM116 209H117V208H116ZM116 209H115V210H116ZM118 209H119V208H118ZM167 209H168V208H167ZM167 209H165V210H167ZM172 209H173V208H172ZM179 209H180V207H179ZM187 209H188V208H187ZM219 209H220V208H219ZM57 210H58V209H57ZM57 210H56V211H57ZM74 210H75V209H74ZM95 210H96V209H95ZM121 210H123V209H121ZM121 210H120V215L122 216L121 220L123 219V220H124V223H129V219H125V218H126V214H127L126 211H121ZM144 210H145V209H144ZM182 210H183V209H182ZM194 210H195V209H194ZM198 210H199V209H198ZM211 210H212V209H211ZM211 210H209V212H210ZM213 210H214V209H213ZM213 210H212V211H213ZM245 210H246V209H245ZM28 211H27V212H28ZM47 211H50V209H49V210L47 209ZM69 211H70V210H69ZM69 211H67V212H69ZM71 211H72V209H71ZM85 211H86V210H85ZM85 211H84V212H85ZM92 211H93V210H92ZM92 211H91V212H92ZM109 211H110V210H109ZM149 211H150V210H149ZM171 211H172V210H171ZM177 211H178V210H176L175 212H177ZM180 211H181V210H180ZM236 211L238 212V210H236ZM15 212L18 213V211H15ZM21 212L24 213L25 210H23V211H21ZM57 212H59V211H57ZM77 212H78V210H77ZM91 212H90V213H87V214H90V216L92 217V220L94 221V220H95L94 217H96L97 215H96V216H93V214H94V212H96V211H94V212H92V213H91ZM112 212H113V211H112ZM112 212H111V214H112ZM175 212H173V213H175ZM183 212H185V211H183ZM183 212H182V213H183ZM192 212H193V211H192ZM196 212H197V211H196ZM219 212H220V211H219ZM2 213H3V212H2ZM73 213H75V212H73ZM97 213H98V212H97ZM100 213H102V211H101ZM100 213H99L98 215H100ZM182 213H179V214L181 215ZM186 213H187V212H186ZM201 213H202V212H201ZM206 213H208V212H206ZM251 213H252V211H251ZM13 214H14V213H13ZM76 214H77V213H76ZM91 214H92V215H91ZM95 214H96V213H95ZM95 214H94V215H95ZM102 214H103V213H102ZM204 214H205V213H203L202 215L205 216ZM2 215H3V214H2ZM4 215H5V214H4ZM27 215H28V214H27ZM77 215L79 216V214H77ZM103 215H104V214H103ZM107 215H108V212H107ZM113 215H115V213H114ZM140 215H141V214H140ZM142 215H143V214H142ZM174 215L176 216V214H174ZM184 215H185V214H184ZM186 215H187V214H186ZM213 215H214V213H213ZM216 215H217V214H216ZM240 215H242V214H240ZM10 216H11V215H10ZM15 216H16V215H15ZM25 216H26V214H25ZM48 216H50V215L48 214ZM56 216H57V214H56ZM74 216H76V215H74ZM88 216H89V215H88ZM146 216H147V215H146ZM200 216H201V215H199V216L196 215V217H199V218H200ZM203 216H201V217H203ZM217 216H218V215H217ZM1 217H3V216H1ZM19 217H20V216H19ZM104 217H105V216H104ZM111 217H112V216H111ZM140 217H141V216H140ZM177 217H178V216H177ZM208 217H209V216H208ZM215 217H216V216H215ZM242 217H243V215H242ZM250 217H251V216H250ZM253 217H254V216H253ZM11 218H12V217H11ZM22 218H24L23 215H22ZM45 218H46V219H45ZM76 218H77V217H76ZM79 218H80V217H79ZM178 218H179V217H178ZM178 218H177V220H178ZM180 218H181V217H180ZM180 218H179V219H180ZM191 218H192V217H191ZM194 218H195V217H194ZM194 218H192V219H194ZM199 218H195V219H199ZM206 218H207V217H206ZM53 219H54V218H53ZM108 219H109V218H108ZM110 219H111V218H110ZM144 219H145V218H144ZM245 219H246V218H245ZM251 219H252V218H251ZM1 220H3V219L1 218ZM17 220H18V219H17ZM19 220H21V218H20ZM23 220H24V219H23ZM23 220H22V221H23ZM51 220H52V219H51ZM76 220H77V221H75V220H74V221H75V222H78V221H79L78 219H76ZM84 220H85V219H84ZM89 220H91V219L89 218ZM100 220H101V219H100ZM102 220H104V219L102 218ZM119 220H120V219H119ZM177 220H176V221H177ZM204 220H206V219H204ZM204 220H203V221H204ZM219 220H220V219H219ZM252 220H253V219H252ZM109 221H110V220H109ZM109 221H108V222H109ZM112 221H113V220H112ZM191 221H193V220H191ZM200 221H201V220H200ZM245 221H246V220H245ZM19 222H20V221H19ZM44 222H46V221H44ZM44 222H42V223H44ZM62 222H63V221H62ZM72 222H73V221H72ZM88 222H89V221H88ZM96 222H97L96 224L98 225V221H97V220H96ZM139 222H140V221H139ZM184 222H185V221H184ZM184 222H183V225H184V224H188V223H190V222H188V223H184ZM196 222H197V221H196ZM205 222H206V221H205ZM226 222H227V221H226ZM255 222H256V221H255ZM4 223H5V221H4ZM11 223H12V222H11ZM21 223H22V222H21ZM50 223H51V222H50ZM80 223H81V222H80ZM82 223H83V222H82ZM114 223H115V222H114ZM114 223H113V224H114ZM174 223H175V222H174ZM191 223H192V222H191ZM193 223H195V222H193ZM197 223H199V222H197ZM247 223H248V222H246V224H247ZM6 224H7V223H6ZM25 224H26V223L24 222V225H25ZM40 224H41V223H40ZM51 224H52V223H51ZM70 224H71V223H70ZM75 224H76V223H74L73 225H75ZM77 224H78V223H77ZM87 224H88V223H87ZM105 224H106V223H105ZM131 224H132V223H131ZM131 224H130V225H131ZM172 224H173V221H172ZM172 224H171V225H172ZM204 224H206V223H203V225H204ZM225 224H226V223H225ZM252 224H254V223H252ZM2 225H3V224H2ZM24 225H23V226H24ZM44 225H45V224H42V226H44ZM47 225H48V224H47ZM53 225H54V223H53ZM71 225H72V224H71ZM73 225H72V226H73ZM80 225H82V224H80ZM88 225H89V224H88ZM118 225H119V224H118ZM134 225H135V224H134ZM134 225H133V226H134ZM178 225H179V224H178ZM195 225H196V224H195ZM197 225H198V224H197ZM50 226H51V225H50ZM90 226H93V225H90ZM122 226H123V225H122ZM174 226H175V225H174ZM184 226H186L185 228H187V230H188L187 225H184ZM188 226H189V224H188ZM190 226H191V224H190ZM193 226H194V225H193ZM228 226H229V225H228ZM246 226H247V225H246ZM4 227H5V226H4ZM81 227H83V226H81ZM81 227H80V228H81ZM93 227H94V226H93ZM93 227H92V228H93ZM117 227H118V226H117ZM119 227L122 229L121 226H119ZM124 227H126V226L124 225ZM199 227H200V226H199ZM222 227H223V226L221 225V226L219 227V230H221ZM248 227H249V226H248ZM260 227H261V226H260ZM5 228H7V227H5ZM23 228H24V227H23ZM78 228H79V227H78ZM78 228H77V229H78ZM80 228H79V229H80ZM85 228H86V226H85ZM92 228H91V229H92ZM96 228H97V226H96ZM103 228H104V226L102 227V229H103ZM127 228H128V227H127ZM131 228H132V227H131ZM140 228H141V227H140ZM170 228H173V227H170ZM170 228H169V229H170ZM193 228H194V227H193ZM206 228H207V227H206ZM220 228H221V229H220ZM223 228H224V227H223ZM228 228H229V227H227V229H228ZM249 228H250V227H249ZM257 228H258V227H257ZM26 229H27V228H26ZM42 229H43V228H41V230H42ZM68 229H70V228H68ZM72 229H73V228H72ZM88 229H89V228H88ZM102 229H101V230H102ZM104 229H107V227H105ZM104 229H103V231H104ZM162 229H163V228H162ZM176 229H177V228H176ZM180 229H181V228H180ZM207 229H208V228H207ZM207 229H206V230H207ZM48 230H50V228H49ZM80 230H81V229H80ZM98 230H99V228H98ZM107 230H108V229H107ZM107 230H105V231H107ZM114 230H115V228H114ZM127 230H128V229H127ZM177 230H178V229H177ZM225 230H226V229H225ZM230 230H231V229H230ZM256 230H257V229H256ZM13 231H14V230H13ZM55 231H56V229H55ZM57 231H58V230H57ZM75 231H76V230H75ZM81 231H82V230H81ZM89 231H90V230H89ZM91 231H92V230H91ZM103 231H101V232L103 233ZM110 231H111V230H110ZM110 231H109V233H110ZM172 231H173V229H172ZM195 231H196V230H195ZM247 231H249V229H247ZM3 232H4V231H3ZM44 232H45V231H44ZM58 232H59V231H58ZM85 232H87V231H84V234H85ZM92 232H93V231H92ZM119 232H120V231H119ZM119 232H116V233H119ZM178 232H179V231H178ZM178 232H177V233H178ZM186 232H187V231H185L184 234H186ZM193 232H194V231H193ZM244 232H245V231H244ZM249 232H250V231H249ZM40 233H42V232L40 231ZM48 233H49V232H48ZM55 233H56V232H55ZM55 233H54V238H57V237H56L57 235L55 236ZM82 233H83V232H82ZM87 233H88V232H87ZM109 233H108V235H110ZM151 233H152V232H151ZM179 233H180V232H179ZM194 233H197V231L194 232ZM217 233H218V232H217ZM245 233H247V232H245ZM258 233H259V232H258ZM73 234H74V233H73ZM88 234H89V233H88ZM91 234H92V233H91ZM103 234H104V233H103ZM103 234H101V235H103ZM191 234H192V233H191ZM197 234H198V233H197ZM255 234H256V232H255ZM255 234H253V235H255ZM39 235H40V236H39ZM58 235H59V234H58ZM77 235H78V234H77ZM82 235H83V234H82ZM82 235H80V238L83 237ZM101 235H100V237H101ZM118 235H120V234H118ZM178 235H180V234H178ZM189 235H190V234H189ZM1 236H2V235H1ZM18 236H21V234H20V235L18 234ZM18 236H16V237H18ZM23 236H24V235H23ZM23 236H22V237H23ZM81 236H82V237H81ZM87 236H88V235H87ZM182 236H184V235L182 234ZM190 236H191V235H190ZM4 237H5V236H4ZM75 237H76V236H75V234H74V238H75ZM84 237H86V236H84ZM104 237H105V236H104ZM104 237H103V238H104ZM118 237H120V236H118ZM118 237H117V239H118ZM167 237H168V236H167ZM179 237H180V236H179ZM188 237H189V236H188ZM188 237H187V238H188ZM194 237H196V236H194ZM247 237H248V236H247ZM249 237H250V236H249ZM7 238H8V237H7ZM7 238H6V241H8ZM11 238H12V237H11ZM20 238H21V237H20ZM23 238H24V237H23ZM41 238H42V237H41ZM41 238H40V239H41ZM76 238H77V237H76ZM76 238H75V239H76ZM87 238H88V237H87ZM87 238H85V239H87ZM126 238H127V237H126ZM138 238H139V237H138ZM138 238H137V239H138ZM162 238H163V237H162ZM180 238H181V237H180ZM184 238H185V237H184ZM216 238H218V237H216ZM238 238H239V237H238ZM238 238H237V239H238ZM98 239H99V238H98ZM101 239H102V237H101ZM106 239H107V238H106ZM111 239H113V237H112V238H111V237L109 238V240H111ZM123 239H124V238H123ZM129 239H130V238H129ZM181 239H182V238H181ZM181 239H180V241H183V240H181ZM239 239H240V238H239ZM239 239H238V240H239ZM2 240H3V239H2ZM25 240H26V238H25ZM79 240H80V239H79ZM83 240H84V239H83ZM88 240L90 241V239H88ZM92 240H93V239H92ZM94 240H95V239H94ZM94 240H93V241H94ZM103 240H104V239H103ZM124 240H125V239H124ZM186 240H187V239H186ZM217 240H218V239H217ZM227 240H228V239H227ZM6 241H5V242H6ZM43 241H44V240H43ZM43 241L40 242V244L43 245V244L45 243L46 240H45L44 242H43ZM86 241H87V240H86ZM97 241H98V240H97ZM155 241H156V240H155ZM174 241H176V240H174ZM198 241H199V240H198ZM218 241H219V240H218ZM240 241H241V240H240ZM242 241H243V240H242ZM247 241H248V240H247ZM82 242H83V241H82ZM87 242H88V241H87ZM87 242H85V240H84L83 243H87ZM98 242H100V241H98ZM105 242H107V240H106ZM105 242H104V243H105ZM108 242H109V241H108ZM110 242H112V240H111ZM121 242H123V241H121ZM191 242H192V241H191ZM194 242H195V241H194ZM211 242H212V241H211ZM244 242H245V241H244ZM244 242L241 243V244H245ZM261 242L264 243V239H263V241H261ZM83 243H82L81 245H80L79 243H75V244H77V245H75V247H74V245H73V248H72V249H74V252H75V253H73V255L70 257V259L72 258V260H70V263H71V261H72L71 264H79V256L77 255V252H79V253L81 252L80 249H81L82 247H84V246H82ZM88 243H89V242H88ZM102 243H103V242H102ZM116 243H117V240H116ZM130 243H131V242H130ZM158 243H159V242H158ZM176 243H177V242H176ZM22 244H25V246L28 247L27 249H26V248H23V249H25V254H24V255H25V257L27 258L26 260H25V258H24V260H25L24 262L21 261V256H22V254H23V252H22L21 250H23V249H21V246H20V245H22ZM73 244H74V243H73ZM92 244H93V242L91 241V244H89V245L91 246ZM117 244L119 245V242H118ZM117 244H115V245H117ZM121 244H122V243H121ZM138 244H139V243H138ZM144 244H145V243H144ZM169 244H171V243L169 242ZM177 244H180V243H177ZM4 245H5V244H4ZM4 245H3V246H4ZM70 245H71V244H70ZM89 245H86L84 248H87V246H89ZM98 245H99V244H98ZM103 245H104V244H103ZM108 245L110 246L111 244L109 243ZM108 245H106V248H108V247H107ZM118 245H117V247H118ZM128 245H129V244H128ZM160 245H161V242H160ZM191 245H192V244H191ZM191 245H190V246H191ZM93 246H95V245H93ZM101 246H102V245H101ZM120 246H121V245H120ZM120 246H119V247H120ZM163 246H166V245H163ZM180 246H181V245H180ZM198 246H199V245H198ZM206 246H207V245H206ZM206 246H205V247H206ZM232 246H233V245H232ZM0 247H1V245H0ZM23 247H24V246H23ZM46 247H47V244H46ZM46 247H45V249H46ZM70 247H71V246H70ZM96 247H97V246H96ZM96 247H95V248H96ZM99 247H100V246H99ZM99 247H98V250L95 249V250H97L96 252H95L94 250H92V251L95 252V253L93 252L94 254H97V252H100V253H101V251H100L101 249H103V250H102L103 252L105 251V248H99ZM117 247H116V248H117ZM136 247H137V244H136ZM136 247H135V250H136ZM143 247H144V246H143ZM147 247H148V245H147ZM159 247H161V250H162V246H159ZM205 247H204V248H205ZM244 247H245V246H244ZM244 247H243V248H244ZM258 247H259V246H258ZM110 248H111V247H110ZM112 248H114V245H113ZM138 248H139V247H138ZM138 248H137V249H138ZM155 248H156V247H155ZM157 248H158V246H157ZM168 248H169V247H168ZM178 248H179V247H178ZM181 248H182V247H181ZM196 248H198V247H196ZM213 248H214V247H213ZM49 249H50V248H49ZM67 249H68L67 244H66V243H63V244H61V246H59V248H58V252H57V253L63 255L64 253H66ZM117 249H118V248H117ZM117 249H116V251H117ZM127 249H128V247H127ZM141 249H142V248H141ZM144 249H145V248H144ZM185 249H186V248H185ZM194 249H195V248H194ZM194 249H193V250H194ZM202 249H203V248H202ZM227 249H229V247H227ZM42 250H43V251H42ZM86 250H87V249H86ZM86 250L84 249L83 258H82L83 260L86 259V258H84V256H85L84 254H86L87 251H89V250H87V251H86ZM106 250H107V249H106ZM110 250H111V249H110ZM114 250H115V248H114ZM148 250H149V249H148ZM155 250H156V249H155ZM159 250H160V249H159ZM169 250H171V249H169ZM186 250H188V248H187ZM195 250H196V249H195ZM242 250H243V249H242ZM23 251H24V250H23ZM92 251H91V252H92ZM107 251L109 252V249H108ZM142 251H143V250H142ZM150 251H151V250H150ZM157 251H158V250H157ZM165 251H166V248H165ZM175 251H176V250H175ZM175 251H174V252H175ZM215 251H216V250H215ZM225 251H226V250H225ZM231 251H232V250H230L229 252H231ZM243 251H244V250H243ZM243 251H242V252H243ZM2 252H3V250H2ZM70 252H71V251H70ZM85 252H86V253H85ZM111 252H112V250L110 251V253H111ZM140 252H141V250H140ZM144 252H145V250L143 251V253H144ZM152 252H154V251H152ZM193 252H194V251H193ZM201 252H202V251H201ZM207 252H208V250H207ZM226 252H227V251H226ZM232 252H233V251H232ZM234 252H235V251H234ZM68 253H69V252H68ZM68 253H67V254H68ZM113 253H114V252H113ZM161 253H163V252H161ZM170 253H171V252H170ZM178 253H179V251H178ZM188 253H189V252H187V254H188ZM0 254H3V253H0ZM6 254H7V248H6ZM46 254H47V253H46ZM48 254H49V253H48ZM80 254H81V253H80ZM103 254H104L103 257L106 258V257H107V256L105 257V254H106V253H103ZM103 254H102V255H103ZM115 254H116V253H115ZM115 254H114V255H115ZM135 254H137V252H135ZM135 254H134V255H135ZM139 254H140V253H139ZM144 254H145V253H144ZM149 254H150V253H149ZM151 254H152V253H151ZM154 254H155V253H154ZM163 254H164V253H163ZM165 254H166V253H165ZM167 254H168V252H167ZM167 254H166V255H167ZM191 254H192V252H191L189 255H191ZM208 254H209V252H208ZM228 254H229V253H228ZM231 254L233 255V253H231ZM87 255H88V253H87ZM91 255H92V253H90V254L88 255V257L91 256ZM102 255H101V256H102ZM107 255H110V254L107 253ZM112 255H113V254H112ZM128 255H129V254H128ZM134 255H133V257H134ZM155 255H156V254H155ZM189 255H188V256H189ZM199 255H200V254H199ZM206 255H207V254H206ZM209 255H210V254H209ZM215 255H217L216 252H215ZM215 255H213V256H215ZM234 255H235V254H234ZM49 256H51V255H49ZM65 256H66V255H65ZM81 256H82V254H81ZM94 256H95V255H94ZM94 256H93V257H94ZM144 256H145V255H144ZM144 256H143V257H144ZM150 256H151V255H150ZM156 256H157V255H156ZM160 256H161V255H160ZM170 256L172 257V255H170ZM178 256H179V255H178ZM213 256H212V259H213ZM229 256H230V255H229ZM235 256H236V255H235ZM253 256H254V255H253ZM86 257H87V256H86ZM88 257H87V258H88ZM96 257H98V254L96 255ZM113 257H114V256H113ZM113 257H112V258H113ZM129 257H130V256H129ZM131 257H132V256H131ZM145 257H146V256H145ZM147 257H148V256H147ZM147 257H146V259H147ZM162 257H163V255H162L161 257H158V259H159V264H160V262H163V261H162V259H163ZM227 257H228V255H226L225 258H227ZM262 257H263V256H262ZM65 258H66V257H64V259H65ZM94 258H95V257H94ZM101 258H102V257H101ZM125 258H126V257H125ZM127 258H128V257H127ZM127 258H126V259H127ZM160 258H161V259H160ZM166 258H167V257H166ZM193 258L195 259V256H193ZM198 258H200V257H198ZM253 258H254V257H253ZM2 259H3V258H2ZM6 259H5V262H6ZM48 259H50V257H49ZM48 259H47V260H48ZM92 259H93V258H92ZM92 259H91V260L88 259V260H90V261H88V262L90 263V262L92 261ZM122 259H123V258H122ZM132 259H134V258H132ZM132 259L130 258V260H132ZM142 259H143V258H142ZM146 259H145V260H146ZM148 259H149V257H148ZM255 259H256V258H255ZM50 260H51V259H50ZM104 260H105V259H104ZM110 260H112V259L110 258ZM128 260H129V259H128ZM139 260H140V259H139ZM145 260H144V262H145ZM160 260H161V261H160ZM166 260H167V259H166ZM168 260H169V259H168ZM171 260H173V259H171ZM175 260H176V259L174 258L173 261H175ZM231 260H232V259H231ZM52 261H54V262L57 263V260H55V259L53 260V258H52ZM60 261H61V260H60ZM80 261H82V260L80 259ZM141 261H142V260H141ZM147 261H148V260H147ZM150 261H151V260H150ZM156 261H157V260H156ZM164 261H165V260H164ZM169 261H170V260H169ZM176 261H177V260H176ZM191 261H192V259H191ZM191 261H190V263H191ZM206 261H209V258H208V260H206ZM210 261H214V260H210ZM232 261H233V260H232ZM94 262H95V261H94ZM94 262H91V263H94ZM114 262H115V261H114ZM123 262H124V261H123ZM127 262H129V261H127ZM133 262H135V260H134ZM139 262H140V261H138V263H139ZM229 262H230V259H229ZM233 262H234V261H233ZM247 262H248V261H247ZM56 263H55V264H56ZM70 263L68 262V264H70ZM103 263H104V262H103ZM103 263H102V261L100 262V264H103ZM121 263H122V260H121ZM130 263H132V261H130ZM138 263H137V264H138ZM140 263H141V262H140ZM153 263H154V262H153ZM153 263H152V264H153ZM165 263H166V261H165ZM165 263H164V264H165ZM207 263H208V262H207ZM216 263H217V262H216ZM255 263H256V261H255ZM50 264H51V263H50ZM59 264H60V263H59ZM61 264H62V261H61ZM81 264H82V263H81ZM104 264H105V263H104ZM108 264H109V263H108ZM133 264H134V263H133ZM135 264H136V263H135ZM143 264H144V263H143ZM145 264H147V262H146ZM155 264H156V263H155ZM172 264H173V263H172ZM197 264H198V262H197ZM202 264H205V263H202ZM210 264H211V262H210ZM230 264H231V263H230Z\"/></svg>",
  "mask_w": 264,
  "mask_h": 264
}]
</instances>
